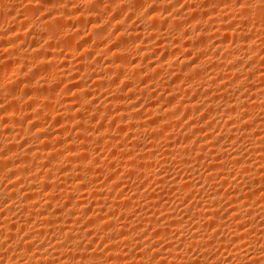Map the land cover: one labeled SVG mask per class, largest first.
Here are the masks:
<instances>
[{
  "label": "rangeland",
  "instance_id": "374dc122",
  "mask_svg": "<svg viewBox=\"0 0 264 264\" xmlns=\"http://www.w3.org/2000/svg\"><path fill=\"white\" fill-rule=\"evenodd\" d=\"M0 1H1L0 2V28H1L0 29V44H5L3 46L0 45V53H1L0 54V63H1L0 64V67H1L0 70H2L0 73V94L2 95V96H0V99H1L0 100V115H1L0 116V139L4 138V136H6L9 131H11V135H14L15 136L14 138L16 140V141H14L15 143H13L12 146L15 149H17L18 151H21V149L23 150V149H26L28 147L29 148L30 147L31 148L37 147V146H40L41 143H43V142L46 143V141H41L42 139L44 140L46 138L48 141L47 142L48 143L47 144L48 145L47 150H49V152L48 151L47 152L48 153L51 152L50 156L53 155V158H54L53 159L51 157L53 159V160H51L50 157L47 156V158L43 157V158L39 159V161L36 160V162H35L34 160H30V159L24 160L21 157V159L23 160L22 161L20 159V157L14 155V154H16L15 153L16 150L14 148L8 147V150H5L7 147H0V151H1L0 153L1 154L3 153V155H4V152L6 153V151L10 152L8 154L13 153V154H11L12 163H15V165H14L15 167L17 166L16 164H18L21 166V169L24 170V168H25L24 173L20 174V175L25 176L29 180L31 179V182L35 181L34 182L35 184H33V186H35V187H33V189L34 188L36 189V190L35 189L31 190L32 193L31 192L30 193H31L32 197H27L28 199L26 197L23 198L24 197L23 194L26 191L29 192L28 190H25V187L27 186V182L24 181L23 177L20 176L19 174H18L19 178H16L17 177L16 175L12 176L11 177L12 179H10L8 177L6 178L5 176L2 177L3 175H5V174H3V172L6 173L5 171L8 168L5 167L4 169H2V170H5L3 172H2V170H0V190H2L4 188L8 192L10 190V188L12 189V186H13L12 183H13V184H15L14 188L20 189V191H22L21 194L23 195V197L21 194H20V196L17 195L13 199H10V198L6 199L5 197H4V199L3 198L0 199V223H1L0 227L1 226L9 227V225L13 222L10 225V231L9 232L2 231L3 233H0L1 234L0 235V243H2V244H0V246H1L0 248L3 247L2 249H0V251H1L0 252V262H1L0 264H20L22 262H27L28 261L27 257L33 256V255H35L34 258H32L33 261L31 260L28 264H32V263L37 264V262L35 260H37L42 255H43V258L39 259V261H41V262H38V264L45 263V261L44 262L42 261L43 259H45L47 257V255H46L47 253L45 254V252H47V250H48V252L53 250L52 248L55 247L54 244H56L57 246L61 244L60 245L61 246L60 251L57 252V254H55V257L57 255L56 259L59 261H55L56 259L54 258L55 260H51L52 262H50V264H53V263L54 264L55 263L56 264H63V263L64 264H75V263L79 264V262H81L80 264H85V262H86V264H97V263L98 264H104V263L110 264V262L112 261V259H111L112 257H114V260H116L117 257L118 258L120 257V256H118L119 253L120 254L122 253L121 256H123V258H124V259H122V257H121V259L123 260L121 262L126 263V260H127L126 264H133V263L134 264H149V263L150 264H175V263L184 264V262H185V264H217L218 261L220 262V263L218 262V264H221V263L226 264V262H227V264H242L243 262H244L243 264H246L245 262L247 260L243 259V257H239L237 254H239V253L245 254V250L247 249L250 253L248 251L246 253H248V257H250V255L252 256V254H254V253L259 254V252H261V249L264 250V239H263V237H264V218H262V217H264L263 216V214H264V199L261 200V198L257 197V196L262 197V196H260L261 194L258 192H260L259 191L260 188H262L264 185V182L261 179L264 174L262 175V171L256 172L254 169H250V171L244 173L243 169H239L241 164L238 166L237 165L235 166L234 162H233V160L237 161V159H238L239 161L241 160V162H243V161L247 162L248 161V163H252V164L254 163L255 164V162H253V161H257L255 158H258L259 156H261V154L263 155V153H264V150H263V148H264V143H263L264 142V125L258 126V123L264 124V112H263L264 111L263 110L264 93H261V92H264V80L262 78V76L264 75V72H263L262 76L259 75L261 78L260 77L258 78L256 72H254V70H256L257 68H261L262 66L264 69V60H263L264 59V43H263L264 42V37H263L264 36V8L263 7L264 6L260 9H258L259 11H257V8H259L258 3H257L258 0H234L236 2H233V0L232 1L229 0L230 1L229 4L227 3L228 0H221L220 2L218 0H157V1L156 0H143V1L142 0H113L115 2H113L112 5H110V6L108 5L109 4L108 0H90L89 3H88V1L87 2H85V1L81 2V0H74V1L73 0H67V1L64 0L66 2H64L63 0H52V1L51 0H0ZM25 1L26 2L28 1L27 2L28 4ZM31 1H33V2H31ZM132 1L134 2V5L132 4ZM241 1L242 2L246 1L245 3H247V6L249 8L247 6L246 7H247V10H249V11L246 10V12H243L244 13L243 15H242V13H240L241 15L237 14L238 16H236L235 13H238L236 10H238L237 9L238 5L240 3H242ZM253 1H256V2H253ZM121 2H122V4H121ZM141 2H142V4H141ZM159 2H161V3H159ZM35 3H36V9H35ZM62 3L65 5V8H68L67 10L63 9L64 6H63V8L61 7V5H63ZM65 3H68L69 7H66ZM84 3H86V4L88 3L89 5L87 4V6H89V7H87L86 4H84ZM231 3H233V4L231 5ZM248 3H249V5H248ZM253 3H257V4H253ZM234 4L235 5L238 4V5L236 7L235 6L233 7ZM92 5H95L96 8L92 7ZM229 5L231 8L229 7ZM253 5H257V6L255 7ZM28 6H30L31 8L32 7H34V8L31 9ZM97 6H99V7H97ZM121 6L123 8H121ZM124 6L126 7V10H125ZM139 6H141V7H139ZM158 6H159V8H158ZM165 6H166V9H165ZM167 6L169 7V10L167 9ZM39 7H40V9H39ZM57 7H60V9ZM28 8H30V12H29ZM87 8L89 10H87ZM94 9H96V11ZM158 9H159V11H158ZM61 10H65L66 12L68 10H71L72 14L69 16L70 18L68 17V19L67 18L64 19V20H67L68 23L62 19L63 21L60 20V22H59V23L62 22L61 24H59L58 22L56 23L57 27L55 26V24H54L55 27L53 26L54 28H52V27L47 28L46 27L47 28L46 29V28H44L45 25L43 27L41 26V24H42L41 21L43 19H46L47 17H53L54 15L57 16L56 15L57 13H59V12L62 13ZM91 10L94 13H91L90 12ZM149 10H156L158 12H160V10H161V16L162 17L160 18V20L151 21V19H149L148 14L145 13V12H148ZM167 10H168V12H167ZM72 11H74V12H72ZM256 11H257V13H256ZM52 12L56 13V14H53ZM66 12H65V14L70 13L69 11L67 13ZM85 12H89V13L86 14ZM133 12H135V13H133ZM163 12H165V13H163ZM189 12H190V15H189ZM90 13L92 15L91 16L92 18H89V20L91 22L89 20H88L89 21L88 22L85 19L79 20V18H77V17H79L78 15H81V14L82 15H85V14L89 15ZM230 13L231 14L233 13V14L231 15ZM25 14H26V16H25ZM50 14H51V16H50ZM129 14H130V16H129ZM132 14H133V16H131ZM194 14H197L200 18H202L198 24L196 23V28H195L196 32H194V27L191 25L192 23H189L187 21V19H190L191 15L193 16ZM45 15H48V16L46 17ZM164 15L166 17V20L164 18ZM250 15L252 18H250ZM217 16L218 17L221 16L219 19L223 18L222 23H221V21H220V23H219V21H217V22L213 21V20H215V17L217 18ZM225 16H226V18L224 19ZM257 16L259 18H257ZM173 17L176 18V20H174ZM208 17H209V19H207ZM243 17H245V18H243ZM93 18H95L96 21H94ZM238 18L239 19L243 18L244 20L243 19L238 20ZM74 19H76L77 22ZM118 19L119 20L121 19V21L123 20L125 22L124 23L122 21V24H120L121 26H118L119 29L115 24L116 20H118ZM172 19L174 20L173 21L174 24L172 22ZM210 19H212V20H210ZM233 19L236 20L235 21L236 24L232 23L234 21ZM246 20L249 23L246 22ZM79 21H81V22H79ZM239 21L241 24L239 23ZM175 22L176 23L178 22V24H175ZM94 23H96V24H94ZM168 24H170V25H168ZM242 24H244V25H242ZM175 25H178L177 28L181 29V31H178L177 28L174 29ZM222 25H224V27H226L230 30L242 32V35L245 38L247 37V39H248V41L246 42L247 45H245L246 48L250 46V42H252L251 45L254 48L250 47L249 48V50L251 49L250 51L247 50L248 48L246 49L245 47H244L245 51L243 48L241 49L237 45V42L235 40H233V38H231L230 36H225V34L223 33L224 29L221 30L219 28V26H222ZM109 26H110V28H109ZM135 27L138 29H136ZM239 27H241V28H239ZM20 28H21V30H20ZM199 29H202V30L205 29L207 31L206 32L207 38L205 37V39L203 40V42L201 44H198V43H200L202 40H199L196 38V33ZM135 31H136V34L138 33L137 31L141 32L140 34H142V35H139L141 37H139L138 35L134 36ZM100 32H102V33H100ZM177 32H179L180 34L182 32V34H181L182 36L179 33L177 34ZM96 33H98L99 35H97ZM151 33H152V35H151ZM91 34H92V36H91ZM117 34H118V37H117ZM48 36L50 38H51V36H52V38L54 37L53 39L51 38L52 43L51 42L48 43L47 40L50 41V38ZM90 36H91V38H89ZM163 36H165V37L167 36V37L165 38ZM136 37H139V38H136ZM15 38H17V39H15ZM115 38H117V39H115ZM149 38H151L152 40ZM102 39H103V41H102ZM160 39H162V40H160ZM175 39H177V40H175ZM53 40L55 42H53ZM118 40H119V42H118ZM167 40H169V41H167ZM220 40L223 43L220 42ZM123 41H124V43H123ZM90 42H91V44H90ZM116 42H118V43L115 44ZM176 43H177V45L181 43V44H183V46H186V47H190L194 44L195 45L198 44L196 46L199 49L198 50L199 54L193 55L191 53V54H188L186 56H183V52L181 50L182 48H180V50H181L180 51L179 49H177V47L179 45L174 46V44H176ZM215 43L217 45H218V43H220V44L222 43V46L220 48L216 49ZM44 44L46 47H44ZM67 44H70V45H67ZM149 44H150V48L148 47ZM66 45L69 47H67ZM211 45L213 48L211 47ZM39 46H40V48H39ZM48 46H50V47H48ZM26 48H28V49L26 50ZM36 48H38L39 50ZM44 48H47V49H44ZM84 48H87L88 50H85ZM118 48L120 50L121 49H123V50L121 51L122 53H119L120 56L117 55L118 57L116 59V56H115L116 54H114V52ZM140 48H142V49L140 50ZM183 48H185V47H183ZM33 49H36V51L38 50V54L40 56L37 53L33 54L32 53ZM91 49L93 50V52ZM114 49H115V51H114ZM136 49L139 51H137ZM230 49L232 50L233 53H234V51L236 52V56H238V53H239V55H241L242 58H240V56H239L238 60L234 59L237 63L240 61L239 62L240 64L238 63V65H237V63L232 59V57L231 58L228 57V58L232 59L233 63H232V61L228 62L229 59L226 58L225 56H228V54H226V52L227 53L231 52ZM236 50H239V51H236ZM55 51H56V53H55ZM168 51H169V54H168ZM29 52L32 53L31 56H33V55L35 56V54H36V56H39V57H32L31 58V57H29V54H30ZM61 52H62V54H61ZM150 52H152V53H150ZM171 52L173 55L171 54ZM259 52H262V53H259ZM14 53H15V56H14ZM26 53H28L27 56L29 58H27V61L25 60L23 63L19 58H21L20 55L25 54V56H26ZM84 53H85V55H84ZM44 54L47 55V58L45 57ZM223 54H226V55L223 56ZM42 55H44V56H42ZM120 57H121V59H120ZM148 57H149V59H148ZM221 57L222 58L225 57L223 59H225V60L228 59V60L225 61ZM249 57H251V59H249ZM13 58L15 59V61L13 60ZM17 58H18V60H17ZM252 58L253 59L255 58L254 59L255 61L256 60L257 61L259 60V62L262 61L261 63H259L262 65H260V67H258L259 64H257V62H255V61H254L255 62V64H254L252 61L253 60ZM42 59H44L45 61L43 60L44 61L43 62ZM112 59H114V60H112ZM118 59L125 66V67H122L123 70L122 69H119L120 71L117 69L110 70L111 69L110 67H112V64L118 62ZM182 61H184L185 64L181 63ZM186 61L187 62L189 61L190 63H191V61H194V64L199 66L198 72L201 74V78L199 77L200 78L199 79L197 77L198 83L195 81L196 78L194 81H193L194 78L192 80H190V83H189V81L186 82L188 79L186 77H183L182 75H180L181 73L184 72L183 70H184L185 65L187 63ZM222 61L223 62L225 61L224 63L227 62L226 63L227 66L231 65V64L235 65V66L232 65V67L235 68L236 71L234 69L229 70L230 66H229V68L225 67V64ZM250 61L252 62L251 67L249 65V63H251ZM3 63L6 64L5 66L13 64L12 68H15V69L9 70L7 68L8 70L7 69L3 70L4 69V68L2 69V66L4 67ZM130 63H132V64H130ZM16 64H18L19 66ZM182 64H184V66H182ZM192 64H193V62H192ZM202 64H203V66H202ZM221 64H223L224 67H220V66H222ZM255 65H258V66L255 67ZM72 66H73V68L74 67L75 68L73 69ZM76 66H77V68H76ZM133 66H136L137 70L140 71V75L138 74L139 77L137 75H135L130 69H128V68L132 69ZM181 67H183V68H181ZM108 68H110V69H108ZM176 68H178V69H176ZM219 68H221V69H219ZM223 68H226V71ZM241 68H243V70H245V72L242 71ZM245 68H247V70L249 68H250L249 70H253V71H250V72H252L251 75H253L252 78L255 76L253 79L251 77L249 78V76L246 75L248 72L246 71ZM61 69H63V70H61ZM64 69L69 70V71L67 72ZM77 69H78L79 73L77 72ZM86 69H87V71H86ZM113 70L115 72H113ZM217 70H218V73H217ZM219 71H220V74L222 73L221 75L227 74L230 76L233 75V77L228 76L229 78L227 77L226 79H223L224 82H222L223 80L221 78L219 80V82H216L217 87H215L216 84L215 83L212 84V82L209 83L208 82L209 80L206 78L207 77L210 78V76L212 77V75H213V77H215L214 75H219ZM168 72H170V74H167ZM215 72L217 74H215ZM206 73L208 74V76ZM234 73H235V75H234ZM147 75H148L149 79L146 78ZM179 75L181 77H177ZM227 75H225V76H227ZM237 75H240V77H238ZM242 75H244V76L246 75L245 76L246 79ZM225 76H222V77L225 78ZM235 76H237L238 78H241V76H242V80L244 79L245 81H242L241 79H238V78L235 79ZM24 77H25V79H24ZM101 77H102V84L97 85L95 83V81L98 79H101ZM247 77L249 78V80ZM53 78H55V79H53ZM177 78H180V79H177ZM185 78L187 80H185V83H184ZM204 78L208 81H206ZM227 79H229V80H227ZM231 79L232 80L234 79L233 82ZM260 79H261V81H260ZM52 80H54V81H52ZM179 80L181 81V84H179L180 83ZM238 80H240L241 82H239ZM246 80H248L249 82ZM174 81H176V82H174ZM226 81L227 82L229 81V83L225 84ZM139 82H140V84H139ZM230 82L232 84L234 82H236L233 85H236V87L240 86L242 88H238L239 89L238 90L235 86L232 87V84ZM242 82H244V83H242ZM24 83H30L32 85L31 89L34 88L33 90L30 89V91H28V93L24 91V93H26L27 95L22 92L23 91L22 90V84H24ZM45 83L46 84L48 83V84L46 85ZM219 83H220V85L223 84L224 86H222V88H218V87H221V86H219ZM249 83H251V84H249ZM95 84H96V86H95ZM127 84H128V86H126ZM209 84L210 85L212 84L214 87L208 86ZM254 84L256 86H258L259 89ZM44 85L47 86L48 88L45 87ZM177 85H182V86L179 87ZM245 85H247V86H245ZM248 85H250V86L254 85L253 87H251L254 89L249 88ZM109 86H110V88H109ZM167 86H170L171 88L167 87ZM188 86H190V87L192 86L191 88L189 87L190 92H189V90H187V91L184 90ZM113 87L115 90H113ZM178 87H179L180 91L178 90ZM183 87H185V88H183ZM226 87L228 90H225ZM44 88H46V89H44ZM87 88H88V92L86 93V95H85V93H84V95H81L80 91H79V94L77 92H75V90H77V89H80V90L86 89L87 90ZM143 88H145V89H143ZM154 88H155V90H154ZM181 89H183L184 92L181 91ZM191 89L192 90L195 89L194 92H192ZM222 89H223V92H222ZM229 89L230 90L232 89V90L230 91ZM35 90H36V92H35ZM141 90H143L144 93L141 92ZM218 90L221 94L218 92ZM233 90H237L236 91L237 94H236V92L234 93ZM250 90L253 92H251ZM177 91H178V93H177ZM228 91L230 94L231 93L232 94L231 95L228 94ZM254 91L258 92V93L260 92L259 94H257L258 95L257 97H256V94L254 95L257 98L256 100H255L254 96L251 95V93L253 94ZM74 92H75V94H74ZM151 92H153V93H151ZM6 93H8V94H6ZM35 93H36V95H35ZM41 93H45V94L43 95ZM54 93H56V94L54 95ZM150 93H151V95H150ZM169 93L172 95H170ZM223 93H225V95H229V96L224 95V97H225V99H224ZM182 94H184V95H182ZM238 94L241 95L240 96L241 99L246 98L245 95L247 96L248 94L250 97H247L246 99L249 100V98H251V100L249 101V103L251 104V105L249 104L251 109L249 107V109L247 108V110H245V113L246 112L248 113V114L246 113V117H248L247 119H250L249 121L253 120V122L252 121L250 122L251 124H249V126L254 125V127L251 126L249 128V130L246 128L244 129L243 124L245 125V123L240 121V120H243V118H237V117L241 116L240 113L241 114L244 113L241 111V110H243L242 108L241 109L239 108V110L237 109L238 111L234 110V111L230 112L232 114H230L228 112L226 113V111H228V109H229L228 108V106L230 105L229 102L231 101L230 103L232 105L236 101V99L239 98ZM214 95H215V98H214ZM233 95H235L236 97H234ZM23 96H24V98H23ZM46 96H47L48 101L45 98ZM77 96H78V98H77ZM178 96H180V97L178 98ZM251 96H253V97H251ZM42 97L44 98V100ZM171 97H173V100H171ZM231 97H233V99H231ZM110 98H111V100H110ZM119 99H121V100H119ZM152 99H153V101H152ZM202 99H204V100H202ZM6 100H7V102H6ZM8 100H9V102H8ZM177 100L178 101L179 100H181V101L185 100L184 102H189V100H190L191 103L192 102L194 103V106H195V104L198 106V107L197 106L195 107L197 109L196 112L197 111L198 112L195 113V111H191L190 112L191 116H190V113L186 114L189 111H186L183 109L184 112H182L183 107H181L180 109L182 111L180 109H178L177 110L178 114H177V112H175V114L181 118L179 119L175 114H173L175 116H173L171 119H169V121H168L169 124H167V126L168 125H170V126H168V127L166 126L167 128L161 127L162 128L161 129L158 122L155 123L156 119L158 120L159 118H161L162 114H164V112H165L164 110L168 107L167 103L168 104H169V102L174 103ZM224 100H226V101H224ZM206 101H207V103H206ZM252 101H256L255 104H254V102L252 103ZM257 101L259 104H257ZM43 102H44V104H43ZM261 102H262V104H261ZM45 103H47V104H45ZM224 103L226 106H222V105H224ZM7 104L9 105V107ZM71 104H73V105H71ZM252 104L255 106V108H254V106L252 107ZM14 105H15V107H14ZM62 105H64V106H62ZM74 105H75V107L72 108L71 109L72 111H71L69 108H71V106H74ZM258 105L261 109L258 107ZM115 106H117V107H115ZM121 106H123V109H124V107L126 109L123 110L122 108H120ZM256 106H257V108H256ZM11 107L12 108L14 107V109L16 111L12 110ZM47 107H48V109H47ZM65 107L70 112H68ZM76 107L79 108L78 111L74 110ZM92 107H93V109H92ZM64 108H65V111L63 110ZM160 108H161V110H160ZM39 109H41V110H39ZM95 109L98 111L100 110V111L99 112L95 111ZM109 109L111 110V112ZM115 109H117V110H115ZM46 110H48V111H46ZM215 110H217V111H215ZM261 110H262V112H261ZM53 111L55 113L56 112L57 113L55 114ZM59 111L61 112V114L62 113L63 114L61 115ZM84 111H85V113H84ZM112 111H113V113H112ZM218 111H220V112H218ZM81 112H83V113H81ZM6 113H10V114L14 113V116L13 115H11V116L8 115V117L3 116V115H6ZM36 113H38V114H36ZM74 113H76V114H74ZM226 114H228V115H226ZM71 115L73 117L72 120H71V118H72ZM140 115H142V116H140ZM157 115L159 118L156 117ZM2 116H3V118H2ZM36 116L37 117L39 116V118H38L39 121L37 120L36 123L38 125L40 124L39 126H41V129H42V132L39 134L41 136L43 133L45 135V137H43L44 135L42 137L36 136L39 134L37 132H35L36 127L32 126L33 125L32 123L35 121H33L31 123L28 122V121L34 120V118H32V117H35V119H37ZM54 116H56V117H54ZM58 116H59V118H58ZM69 116L71 118H68ZM230 116H232V117H230ZM60 117H62V118H60ZM56 118H57V120H56ZM7 119H9V120H7ZM144 119H145V121H144ZM152 119H153V121H152ZM173 119H175L176 123L174 122ZM237 119L239 122L237 121ZM141 120H143V121H141ZM170 120H172V122H174L175 125L173 123H171ZM176 120H178V121H176ZM231 120H233V121H231ZM255 120H257V121L255 122ZM179 121H181V122H179ZM13 122H15V123H13ZM135 122H137V123H135ZM140 122H142V123H140ZM79 123H81L83 126ZM177 123H178V125H177ZM226 123H227V125H226ZM255 123H256V125H255ZM78 124H79V126H78ZM69 125H71V126H69ZM119 125H121V127ZM195 125H196V128L198 127L197 129L199 131L196 130V128L194 127ZM12 126H13V128H12ZM19 126L20 127L22 126L21 129H23V130L22 131L20 130L21 132L18 130L19 128H17ZM62 126H64V127H62ZM201 126H204L207 128H204ZM194 128H195L196 132H194L193 130H189V129H194ZM240 128H241V130H240ZM45 129L48 130L47 133H46ZM156 130L158 131V133ZM243 130H245V133ZM83 131H86V132L83 133ZM247 132H249V133H247ZM1 133H3V134H1ZM81 133H83V134H81ZM88 133H90V134H88ZM97 133H98V135H97ZM233 133H234V135H233ZM226 135H227L228 139H231V137H234V139L228 140L226 138ZM228 135H229V137H228ZM27 136H29V137H27ZM161 136H162V139H161ZM218 136H221V137H218ZM37 137H39L40 140ZM69 137H71V138H69ZM83 137H87V139L85 140V138H83ZM137 137H138V139H137ZM186 137L188 138V140H186L187 139ZM204 138H207V139H204ZM219 138H220V140H219ZM54 139H55V142H54ZM141 139H142V141H140ZM189 139H191V141ZM239 139H240V141H239ZM83 140H85V141H83ZM233 140H235V141H233ZM258 140H260V142ZM261 140H262V142H261ZM95 141H98V142H95ZM186 141H188V142H186ZM254 141H257V142L255 143ZM251 142H252V144H251ZM31 143L33 145H31ZM108 143H109V145L107 146L106 144H108ZM172 143H174V144L177 143V145H175L176 148L173 147L174 144H172ZM213 144L217 145L216 147L218 148V151H217V148L214 147ZM234 144H235V146H234ZM252 145L253 146L255 145L256 149H261V148H257V147L263 146L261 149V150H263V152H261V154H260L259 151L257 150L254 153L253 152L249 153L250 151H247V150H249V149L251 150L250 147H252ZM83 146H84V148H82ZM106 146L108 148H106ZM221 146H222V150L220 148ZM213 147L216 149L214 150ZM197 148H201V149H199L200 153H201L199 156L201 158L198 156V159H197L196 154H195L196 152L199 151ZM187 149H188V151H187ZM54 150H56V151L58 150L59 152H53ZM169 150H170V152H169ZM183 150L187 151L188 154L190 152L191 153L193 152V153L189 154L192 156H189V159H187L188 160L187 163L184 165H181V162H180L181 161V159H180L181 155L180 154ZM232 150L233 151L235 150L237 152H235V151L233 152ZM128 151H130V152H128ZM177 151H179L180 154H178ZM146 152L148 153V155ZM52 153H55V154H52ZM221 153H222V155L225 153L226 156H225V154H224V156H221ZM229 153H230V155H228ZM258 153H259V155H258ZM72 154H73V157H75V158L73 159V157H72L70 160L69 158L72 156ZM123 154L125 157L123 156ZM56 155L59 157H57ZM68 155H71V156L66 158ZM134 155L136 158L134 157ZM231 155L235 156V158L231 159L230 158ZM60 156H61V158L62 157L63 158L61 159ZM142 156H143L144 160H142L143 159ZM77 157L80 159H77ZM48 158L50 160H48ZM58 158H60V159H58ZM176 158H178V159H176ZM190 158H191V160H190ZM56 159L58 160V162H56V165H60V166L54 167V169L52 170L51 178H49L48 182H46V185H44V183L46 181V178H45L46 176L44 174L46 171V170H44L46 168V166L44 163L49 162L48 164H51L50 162L54 161V160L56 161ZM173 159H176V160H173ZM45 160H48V161L45 162ZM133 160H134V162H133ZM71 161H72V163H71ZM143 161H145V162H143ZM189 161H190V163H189ZM230 161H232V162H230ZM139 162H142L144 164H142V163L139 164ZM146 162H148V163L146 164ZM209 162H210V164H207ZM221 162L223 163L222 167H220ZM33 163H35V164L33 165ZM149 163H150V165H149ZM211 163H212V165H211ZM224 163H226V164H224ZM28 164H29V166H28ZM48 164H47V166H48ZM127 164H128V166H127ZM148 165L150 167H148ZM166 165L168 168L166 167ZM41 166L43 168H41ZM61 166L65 170L60 168ZM73 166H74V168H73ZM170 166H171V168H170ZM183 166H185V167L188 166L189 168L187 167L188 169H186ZM212 167H214V168H212ZM68 169H70V170H68ZM144 169L146 172L143 171ZM41 170H43V172ZM66 170H68L67 171L68 173L66 175H69V176H66L65 180H62V179H64V176H65L64 173H66L65 172ZM76 170H79V172H81V174L79 175L78 171H77L78 174L74 173V172H76ZM240 170H242V171H240ZM252 170H253V172H252ZM258 170H260V169H258ZM127 171H128V173H127ZM33 172H35V173H33ZM70 172H72V173L70 174ZM140 172H142L143 175L142 174L140 175ZM251 172L253 174H251ZM248 174L251 176V177H249V180L247 177ZM31 175H33V176H31ZM41 175H44L45 177L41 176ZM62 175H64V176L62 177ZM77 175H79V176H77ZM205 175H207V177H209L210 179L207 178ZM245 175H247V176H245ZM252 175L254 176V180L251 179V178H253ZM30 176L33 177V180H32V178H30ZM72 176H76V177H72ZM172 176L175 178H173ZM203 176H205V177L203 178ZM244 176H245V178L247 177L246 178L247 180L244 179ZM34 177H35V179H34ZM160 177H161V179H160ZM13 179H14V181L12 182ZM91 179H93V181ZM161 180L163 183L160 182ZM170 180H175L176 182H180L183 180L182 182L185 181L184 183H186L188 185L193 184V186H187L188 188L184 187L183 189L181 187L180 188L173 187V189H171V186H170L171 184L168 183V182H171ZM207 180H209V181H207ZM260 180H261V182H260ZM157 182H159V183H157ZM40 183L42 186L40 185ZM110 183L113 185L115 184V185L113 186ZM215 183H216V185H214ZM248 183H250L251 185ZM78 185H80V186H78ZM5 186L8 188H6ZM69 187L72 189H70ZM163 187H164V189H161ZM174 188H176V190H174ZM255 189H257L258 192ZM78 190H80V191H78ZM180 190H182V191H180ZM183 190H186V191H183ZM190 190H193V191H190ZM33 191H35L34 192V195H36L35 197H33V195H32ZM68 191H70V192H68ZM163 191H164V193H163ZM66 192L69 194H66ZM159 192H161L162 194H159ZM188 192H190V193H188ZM185 193H187L188 196ZM251 193H252L253 197L251 196L252 198H251V200L249 199L250 200L249 202H251L253 204H249L248 207H246L248 210H251L250 208H252V210L254 209L253 211H255V212H252V210H251V212H252L251 216L246 218V216L243 215L245 207L241 208V209L239 208L240 210L237 208V211L239 210L238 212H236V211L233 213H230L232 211L228 212L229 208L231 209V208H233V205H235L234 203H232L233 201L238 200L237 204L243 203L244 201L247 200L248 194H251ZM132 194L136 198H134V196ZM213 195H215L216 197ZM45 196H47L49 199L50 198L51 199L49 200ZM66 196H67V198H66ZM72 196H74V197H72ZM211 196L216 198V199H214L216 201L215 202L216 204H214V202H210L211 200L208 202V200L210 199ZM224 196H226V197H224ZM208 197H209V199H208ZM35 198H36V200H35ZM45 198H46V200H45ZM80 199H81V201H80ZM179 199H181V201H179ZM112 200H114V201H112ZM67 201H70V202H67ZM13 202L15 203V205ZM150 202H151V205H150ZM23 203H25V204H23ZM202 203H204V205ZM211 203H213L214 206H212ZM4 204H6V205H4ZM7 204H8V207H7ZM54 204H56V205L54 206ZM125 204H126V206H125ZM180 204L183 206L179 207ZM209 204L211 205L210 206L211 208H209V206H208ZM44 205H46V207ZM132 205H135V206H132ZM198 205H200V207H198ZM9 206H11V207H9ZM249 206H250V208H249ZM73 207H75V208H73ZM127 207H129V208H127ZM257 208H259V209H257ZM9 209H11V210H9ZM159 209H161V210H159ZM188 209H189V211H188ZM209 209H211V211H213V214H215L214 217H215L216 222L213 221L214 224L208 223L209 221H206L205 219H207V218H204V216L201 217V215L205 214V212ZM68 210H70V211H68ZM259 210H261L262 213L261 212L257 213ZM30 211H33V212H30ZM211 211L209 210L208 212L212 213ZM253 213H255V214H253ZM31 214H33L34 216ZM141 214H142V216H141ZM260 214L262 216H260ZM254 215H257L259 217L254 216ZM43 216H45V217L48 216L49 221L46 224L42 225L41 224L42 223L41 217H43ZM73 216H74V218H72ZM171 216H175L178 219H181L180 220L181 223L179 220L177 221L178 225L172 223L173 220H172ZM30 217H32V218H30ZM252 217H254V218H252ZM55 218H56V220H55ZM138 218H140V219H138ZM249 220H250V222H248ZM104 221H106V222H104ZM23 222H25L24 224H27V226H26L27 228L19 229L22 227L21 225L23 224ZM125 222H126V225L123 227V223H125ZM170 222L172 223L171 224L172 226L169 224ZM187 222H189V223L187 224ZM204 223H206V224H204ZM57 224H60L62 226L64 225L65 227H63V230L58 229ZM66 224L67 225L69 224L68 227ZM80 224H82V225H80ZM40 225L45 227L41 233L38 232V234H37V233L31 232L33 230V227H37V226L40 227ZM149 225L151 228L149 227ZM11 226H13V228ZM71 226H74V228H76V229L74 230V228H71ZM100 226H101V228H100ZM7 227H5V228H7ZM131 227H132V230H131ZM15 228H17V229H15ZM28 228L29 229L31 228L32 230H29ZM114 228H115V230H114ZM164 228L166 231H163ZM101 229L102 230L104 229V230L101 233H99L101 231ZM90 230H91V232H90ZM259 230H261V232H259ZM22 232H23V234H22ZM29 232H31L33 236L32 235L30 236ZM145 232H146V234H145ZM165 232L167 233L168 236H166ZM202 232L204 234L200 235ZM257 232H259L258 235H257ZM140 233H141V235H140ZM239 233L243 234V236L239 235ZM244 233H245V235H244ZM7 234L8 235L10 234V235L8 236ZM109 234H110V236H109ZM203 235H206V236L204 237ZM21 236H22V238H20ZM77 236H79V237H77ZM194 236H197V237L203 236L205 239L208 236V239H206V240H210V241H208V243L209 242L210 243L208 245L206 244V245L201 246L202 248L199 246L200 244L199 245L197 244V246L195 245V247H193V244L190 243L191 242L190 239H193ZM240 236H242L243 238L241 239ZM254 236L258 237V240H254L255 239ZM67 237L68 238L70 237L69 240H67L68 239ZM103 237H105L106 239ZM233 237H234V239L235 238L236 239L240 238V239L234 240ZM163 238H164V240H163ZM70 239H72V240H70ZM157 239H159V240H157ZM65 241H66V243H65ZM71 241H72V243H71ZM137 241H138L137 244H139V242H141V243L139 245H137L136 244ZM225 241H226V243H225ZM109 242H111V243H109ZM57 243H59V244H57ZM254 243H256V244L253 245ZM46 244H48V245H46ZM111 244H113V245H111ZM188 244H189V246H188ZM221 244H222V246H221ZM70 245H72V246H70ZM110 245H111V247H110ZM20 246H22V247L25 246L24 247L25 252L22 249L23 250L22 255H21V252L19 253L20 255L18 254V252L20 250H18L17 247H20ZM151 246H153V247H151ZM26 247H28L29 249H27ZM237 247H239V249L242 247L240 249V251L243 250L244 253H243V251L240 252L237 249ZM15 248H16V250H15ZM106 248H108V249H106ZM10 249L12 250V252ZM7 250H9V251H7ZM27 250H30V251L28 252ZM44 250H45V252H44ZM140 250H141V252H140ZM154 250L157 252L156 257L152 256L153 255L152 251H154ZM157 250H159V251H157ZM16 251H18V252L16 253ZM13 252H15V253H13ZM64 252L65 253L67 252V253L64 254ZM236 252H238V253H236ZM1 253L4 255V257H2L3 255L1 256ZM68 253L71 256H69ZM72 253H73V255H72ZM123 253H124V255H123ZM81 255H83L85 257L83 258V257H81ZM234 255H236V256L233 257ZM182 256H184V257H182ZM36 257H38V258H36ZM174 257H176V258L173 259ZM150 258H151V260H150ZM242 259L245 261H243ZM15 260H17V261H15ZM119 260H120V258H119ZM195 260H198V261H195ZM225 260H226V262H225ZM53 261H55V262H53ZM171 261H172V263H171ZM112 262H114V261H112ZM130 262H132V263H130ZM119 263H120V261H119ZM45 264H49V263L47 262Z\"/></svg>",
  "mask_w": 264,
  "mask_h": 264
},
{
  "label": "bare ground",
  "instance_id": "6f19581e",
  "mask_svg": "<svg viewBox=\"0 0 264 264\" xmlns=\"http://www.w3.org/2000/svg\"><path fill=\"white\" fill-rule=\"evenodd\" d=\"M51 1H52V0H51ZM63 1H64V0H63ZM66 1H67V0H66ZM66 1H64V2H66ZM73 1H74V0H73ZM83 1H85V2L88 1V3H89L90 0H81V2H83ZM142 1H143V0H142ZM156 1H157V0H156ZM218 1L220 2L221 0H218ZM231 1H232V0H231ZM0 2H1V1H0ZM25 2H26V1H25ZM27 2H28V1H27ZM27 2H26V3H27ZM31 2H33V1H31ZM53 2H54V1H53ZM57 2H58V1H57ZM60 2H61V1H60ZM79 2H80V1H79ZM95 2H96V1H95ZM113 2H115V1H113V0H110V1H109V0H108V3H109L108 5H109V6L112 5ZM145 2H146V1H145ZM179 2H180V1H179ZM229 2H230V1L228 0L227 3L229 4ZM233 2H236V1L233 0ZM238 2H239V1H238ZM241 2H242V1H241ZM245 2H246V1H245ZM245 2H242V3H240V4L238 3L239 5L237 4V5H238V8H237L238 10H236V11H237L238 13H235L236 16L241 15L240 13H242V15H243V14H244L243 12H246L248 6H247V3H245ZM253 2H256V1H253ZM68 3H69V2H68ZM68 3H65V4H66V7H69V6H68ZM76 3H77V2H76ZM88 3H87V4H88ZM106 3H107V2H106ZM146 3H147V2H146ZM149 3H150V2H149ZM156 3H157V2H156ZM159 3H161V2H159ZM209 3H210V2H209ZM250 3H251V2H250ZM257 3H258V7H259V8H257V11H259L258 9H260V8H262V7L264 6V1H263V0H258ZM257 3H253V4H257ZM27 4H28V3H27ZM32 4H33V3H32ZM40 4H41V3H40ZM44 4H45V3H44ZM55 4H56V3H55ZM55 4H54V5H55ZM60 4H61V3H60ZM62 4H63V3H62ZM72 4H73V3H72ZM81 4H82V3H81ZM84 4H86V3H84ZM87 4H86V6H87ZM91 4H92V3H91ZM114 4H115V3H114ZM121 4H122V2H121ZM132 4L134 5V2H133V1H132ZM141 4H142V2H141ZM150 4H151V3H150ZM154 4H155V3H154ZM218 4H219V3H218ZM232 4H233V3H231V5H232ZM54 5H53V6H54ZM88 5H89V4H88ZM108 5H107V6H108ZM124 5H125V4H124ZM127 5H128V4H127ZM135 5H136V4H135ZM169 5H170V4H169ZM219 5H220V4H219ZM222 5H223V4H222ZM237 5L234 4L233 7H234V6L236 7ZM248 5H249V3H248ZM31 6H32V5H31ZM33 6H34V5H33ZM63 6H64V8H63ZM76 6H77V5H76ZM84 6H85V5H84ZM170 6H171V5H170ZM184 6H185V5H184ZM246 6H247V7H246ZM253 6L256 7L257 5H253ZM28 7H30V6H28ZM61 7H62L63 9H66V10L68 9V8H65V5H64V4L61 5ZM87 7H89V6H87ZM92 7L96 8L95 5H92ZM97 7H99V6H97ZM103 7H104V6H103ZM139 7H141V6H139ZM156 7H157V6H156ZM176 7H177V6H176ZM229 7H230V5H229ZM255 7H254V8H255ZM30 8H31V7H30ZM30 8H28L29 12H30ZM32 8H34V7H32ZM32 8H31V9H32ZM37 8H38V7H37ZM53 8H54V7H53ZM57 8L60 9V7H57ZM57 8H56V9H57ZM62 8H61V9H62ZM79 8H80V7H79ZM121 8H123V7L121 6ZM124 8H125V10H126V7H125V6H124ZM154 8H155V7H154ZM158 8H159V6H158ZM230 8H231V7H230ZM248 8H249V7H248ZM252 8H253V7H252ZM263 8H264V7H263ZM35 9H36V3H35ZM39 9H40V7H39ZM92 9H93V8H92ZM135 9H136V8H135ZM165 9H166V6H165ZM167 9L169 10V7H168V6H167ZM234 9H235V8H234ZM49 10H50V9H49ZM53 10H54V9H53ZM75 10H76V9H75ZM87 10H89V9L87 8ZM94 10L96 11V9H94ZM99 10H100V9H99ZM125 10H124V11H125ZM168 10H167V12H168ZM197 10H198V9H197ZM208 10H209V9H208ZM211 10H212V9H211ZM230 10H231V9H230ZM261 10H262V9H261ZM56 11H57V10H56ZM56 11H55V12H56ZM68 11L70 12V13H68V14H65V12H66L65 10H61L62 13L59 12V13H57V14L52 12L53 14H56V15H57V16L54 15L53 17H47L48 15H45L47 18H46V19H43V20L41 21V22H42L41 26L43 27V26L45 25L44 28H46V27H47V28H49V27L54 28V27L57 25L56 23H57V22L59 23L60 20L63 21V20L66 19V18L68 19V17L72 14V13H71V10H68ZM68 11H67V12H68ZM81 11H82V10H81ZM102 11H103V10H102ZM109 11H110V10H109ZM134 11H135V10H134ZM136 11H137V10H136ZM158 11H159V9H158ZM158 11H156V10H149L148 12H145V13L148 14L149 19H151V21H157V20H160V18L162 17V16H161V10H160V12H158ZM233 11H234V10H233ZM233 11H232V12H233ZM247 11H249V10H247ZM250 11H251V10H250ZM257 11H256V13H257ZM25 12H26V11H25ZM57 12H58V11H57ZM63 12H64V13H63ZM67 12H66V13H67ZM72 12H74V11H72ZM90 12H91V13H94L92 10H91ZM140 12H141V11H140ZM85 13L87 14V13H89V12H85ZM91 13H90L89 15H86V14H85L86 16H85V15H82V14H81V15H78L79 17H77V18H79V20H81V19H85V20L88 21L89 18H92V17H91V16H92ZM130 13H131V12H130ZM133 13H135V12H133ZM163 13H165V12H163ZM169 13H170V12H169ZM198 13H199V12H198ZM253 13H254V12H253ZM43 14H44V13H43ZM73 14H74V13H73ZM146 14H145V15H146ZM199 14H200V13H199ZM209 14H210V13H209ZM225 14H226V13H225ZM230 14H231V13H230ZM232 14H233V13H232ZM232 14H231V15H232ZM237 14H238V15H237ZM249 14H250V13H249ZM260 14H261V13H260ZM27 15H28V14H27ZM143 15H144V14H143ZM189 15H190V12H189ZM235 15H234V16H235ZM25 16H26V14H25ZM50 16H51V14H50ZM116 16H117V15H116ZM129 16H130V14H129ZM131 16H133V14H132ZM146 16H147V15H146ZM200 16H201V15H200ZM202 16H203V15H202ZM222 16H223V15H222ZM226 16H227V15H226ZM226 16L224 17V19L226 18ZM134 17H135V16H134ZM220 17H221V16H220ZM220 17H218V16H217V18L215 17V20H213V21H214V22L219 21V23H220V21H221V23H222L223 18L219 19ZM239 17H240V16H239ZM69 18H70V17H69ZM72 18H73V17H72ZM77 18H76V19H77ZM117 18H118V17H117ZM164 18H165V20H166L165 15H164ZM173 18H174V17H173ZM213 18H214V17H213ZM227 18H228V17H227ZM233 18H234V17H233ZM243 18H245V17H243ZM243 18H240V19L238 18V20H242ZM250 18H252L251 15H250ZM257 18H259V17L257 16ZM41 19H42V18H41ZM62 19H63V20H62ZM76 19H74V20H76ZM201 19H202V18H200L197 14H194L193 16L191 15L190 19H187V21H188L189 23H192L191 25L194 27V32H196V30H195V28H196V23L198 24V23L201 21ZM207 19H209V17H208ZM229 19H230V18H229ZM85 20H84V21H85ZM93 20L96 21L95 18H93ZM174 20H176V18H174ZM174 20L172 19V22H173ZM210 20H212V19H210ZM210 20H209V21H210ZM233 20H234V21H233L232 23H235L236 20H235V19H233ZM243 20H244V19H243ZM64 21L67 22V20H64ZM89 21H90V20H89ZM89 21H88V22H89ZM106 21H107V20H106ZM122 21H123V20H122ZM122 21H121V19H120V20H119V19L116 20V22H115L116 26H117V27H118V26H121L120 24H122ZM151 21H150V22H151ZM163 21H164V20H163ZM163 21H162V22H163ZM169 21H170V20H169ZM185 21H186V20H185ZM224 21H225V20H224ZM231 21H232V20H231ZM252 21H253V20H252ZM257 21H258V20H257ZM41 22H40V23H41ZM66 22H65V23H66ZM74 22H75V21H74ZM76 22H77V20H76ZM79 22H81V21H79ZM90 22H91V21H90ZM108 22H109V21H108ZM123 22H124V21H123ZM142 22H143V21H142ZM166 22H167V21H166ZM214 22H213V23H214ZM246 22H248V21L246 20ZM20 23H21V22H20ZM40 23H39V24H40ZM61 23H62V22H61ZM61 23H59V24H61ZM67 23H68V22H67ZM84 23H85V22H84ZM103 23H104V22H103ZM105 23H106V22H105ZM124 23H125V22H124ZM219 23H218V24H219ZM237 23H238V22H237ZM239 23H240V21H239ZM248 23H249V22H248ZM54 24H55V26H54ZM94 24H96V23H94ZM173 24H174V22H173ZM173 24H172V25H173ZM175 24H178V22H177V23L175 22ZM224 24H225V23H224ZM226 24H227V23H226ZM235 24H236V23H235ZM240 24H241V23H240ZM261 24H262V23H261ZM21 25H22V24H21ZM29 25H30V24H29ZM76 25H77V24H76ZM85 25H86V24H85ZM168 25H170V24H168ZM201 25H202V24H201ZM216 25H217V24H216ZM242 25H244V24H242ZM37 26H38V25H37ZM53 26H54V27H53ZM83 26H84V25H83ZM192 26H191V27H192ZM222 26H223V27H222ZM222 26H219V28H220L221 30L224 29V30H223V31H224L223 33L225 34V36H230L231 38H233V40H235V41L237 42V45H238L241 49L243 48L244 51H245V48H246L245 45H247L246 42L248 41L247 37L245 38V37L242 35V32H238V31H235V30H230V29L224 27V25H222ZM229 26H230V25H229ZM229 26H228V27H229ZM32 27H33V26H32ZM56 27H57V26H56ZM89 27H90V26H89ZM172 27H173V26H172ZM177 27H178V25H175L174 29H176ZM179 27H180V26H179ZM199 27H200V26H199ZM37 28H38V27H37ZM47 28H46V29H47ZM92 28H93V27H92ZM104 28H105V27H104ZM109 28H110V26H109ZM135 28H136V27H135ZM158 28H159V27H158ZM239 28H241V27H239ZM262 28H263V27H262ZM0 29H1V28H0ZM35 29H36V28H35ZM69 29H70V28H69ZM118 29H119V27H118ZM136 29H138V28H136ZM152 29H153V28H152ZM172 29H173V28H172ZM177 29H178V28H177ZM217 29H218V28H217ZM20 30H21V28H20ZM32 30H33V29H32ZM134 30H135V29H134ZM143 30H144V29H143ZM211 30H212V29H211ZM221 30H220V31H221ZM2 31H3V30H2ZM49 31H50V30H49ZM96 31H97V30H96ZM104 31H105V30H104ZM178 31H181V29H178ZM19 32H20V31H19ZM34 32H35V31H34ZM38 32H39V31H38ZM43 32H44V31H43ZM55 32H56V31H55ZM55 32H54V33H55ZM62 32H63V31H62ZM124 32H125V31H124ZM137 32H138L139 34H138V33L136 34V31H135V35H134V36H136V35H138V36H139V35H142V34H140L141 32H139V31H137ZM174 32H175V31H174ZM206 32H207V31H206L205 29H204V30L199 29V30L197 31V33H196V38L199 39V40H202V41H201L200 43H198V44H201V43L203 42V40L205 39V37L207 38V36H206V35H207ZM215 32H216V31H215ZM253 32H254V31H253ZM1 33H2V32H1ZM6 33H7V32H6ZM35 33H36V32H35ZM90 33H91V32H90ZM100 33H102V32H100ZM117 33H118V32H117ZM119 33H120V32H119ZM144 33H145V32H144ZM178 33H179V32H177V34H178ZM2 34H3V33H2ZM8 34H9V33H8ZM20 34H21V33H20ZM45 34H46V33H45ZM71 34H72V33H71ZM96 34L99 35L98 33H96ZM124 34H125V33H124ZM132 34H133V33H132ZM159 34H160V33H159ZM161 34H162V33H161ZM179 34H180V33H179ZM181 34H182V32H181ZM181 34H180V35H181ZM218 34H219V33H218ZM22 35H23V34H22ZM53 35H54V34H53ZM151 35H152V33H151ZM214 35H215V34H214ZM254 35H255V34H254ZM79 36H80V35H79ZM87 36H88V35H87ZM91 36H92V34H91ZM91 36H90L89 38H91ZM100 36H101V35H100ZM104 36H105V35H104ZM106 36H107V35H106ZM181 36H182V35H181ZM20 37H21V36H20ZM48 37H49V36H48ZM74 37H75V36H74ZM97 37H98V36H97ZM117 37H118V34H117ZM120 37H121V36H120ZM131 37H132V36H131ZM139 37H141V36H139ZM139 37H136V38H139ZM146 37H147V36H146ZM163 37H165V36H163ZM166 37H167V36H166ZM166 37H165V38H166ZM214 37H215V36H214ZM248 37H249V36H248ZM263 37H264V36H263ZM49 38H50V37H49ZM51 38H52V36H51ZM51 38H50V41L46 39V40L48 41V43H50V42L52 43ZM53 38H54V37H53ZM53 38H52V39H53ZM72 38H73V37H72ZM108 38H109V37H108ZM134 38H135V37H134ZM147 38H148V37H147ZM194 38H195V37H194ZM217 38H218V37H217ZM251 38H252V37H251ZM7 39H8V38H7ZM7 39H6V40H7ZM15 39H17V38H15ZM40 39H41V38H40ZM57 39H58V38H57ZM115 39H117V38H115ZM121 39H122V38H121ZM149 39H151V38H149ZM154 39H155V38H154ZM192 39H193V38H192ZM8 40H9V39H8ZM21 40H22V39H21ZM67 40H68V39H67ZM99 40H100V39H99ZM124 40H125V39H124ZM151 40H152V39H151ZM160 40H162V39H160ZM175 40H177V39H175ZM178 40H179V39H178ZM189 40H190V39H189ZM57 41H58V40H57ZM102 41H103V39H102ZM134 41H135V40H134ZM165 41H166V40H165ZM167 41H169V40H167ZM235 41H234V42H235ZM3 42H4V41H3ZM7 42H8V41H7ZM53 42H55V41L53 40ZM68 42H69V41H68ZM91 42H92V41H91ZM91 42H90V44H91ZM118 42H119V40H118ZM118 42H116L115 44H117ZM180 42H181V41H180ZM184 42H185V41H184ZM220 42H222V41L220 40ZM10 43H11V42H10ZM33 43H34V42H33ZM70 43H71V42H70ZM72 43H73V42H72ZM123 43H124V41H123ZM129 43H130V42H129ZM145 43H146V42H145ZM153 43H154V42H153ZM153 43H152V44H153ZM185 43H186V42H185ZM193 43H194V42H193ZM222 43H223V42H222ZM222 43H221V44L218 43V45L215 43V44H216V47H215V48H216V49L220 48V47L222 46ZM253 43H254V42H253ZM263 43H264V42H263ZM6 44H7V43H6ZM41 44H42V43H41ZM46 44H47V43H46ZM53 44H54V43H53ZM134 44H135V43H134ZM143 44H144V43H143ZM198 44H196V45H198ZM251 44H252V42H250V46L247 47L248 49L246 48L247 50H249L250 47H251V48H254ZM258 44H259V43H258ZM258 44H257V45H258ZM0 45L3 46V45H5V44H0ZM51 45H52V44H51ZM67 45H70V44H67ZM67 45H66V46H67ZM141 45H142V44H141ZM153 45H154V44H153ZM161 45H162V44H161ZM175 45H177V43L174 44V46H175ZM178 45H179V46H178ZM178 45H177V46H178L177 49L180 50V48H182L181 50H182V52H183V56H186V55L191 54V53H192L193 55H198V54H199V51H198L199 49H198V47H197L195 44H194L195 46L192 45V46H190V47L183 46V44H181V43L178 44ZM237 45H236V46H237ZM255 45H256V44H255ZM262 45H263V44H262ZM139 46H140V45H139ZM145 46H146V45H145ZM199 46H200V45H199ZM201 46H202V45H201ZM214 46H215V45H214ZM37 47H38V46H37ZM44 47H46L45 44H44ZM48 47H50V46H48ZM54 47H55V46H54ZM54 47H53V48H54ZM67 47H69V46H67ZM141 47H142V46H141ZM143 47H144V46H143ZM148 47L150 48V44L148 45ZM155 47H156V46H155ZM183 47H185V48H183ZM211 47H212V45H211ZM244 47H245V48H244ZM258 47H259V46H258ZM39 48H40V46H39ZM115 48H116V47H115ZM122 48H123V47H122ZM174 48H175V47H174ZM212 48H213V47H212ZM236 48H237V47H236ZM236 48H235V49H236ZM9 49H10V48H9ZM27 49H28V48H26V50H27ZM36 49H38V48H36ZM36 49H33V50H32V53H33V54H34V53H37V54H38V50H39V49H38L37 51H36ZM44 49H47V48H44ZM75 49H76V48H75ZM84 49H85V50H88L87 48H84ZM130 49H131V48H130ZM130 49H129V50H130ZM137 49H138V48H137ZM137 49H136V50H137ZM141 49H142V48H140V50H141ZM164 49H165V48H164ZM227 49H228V48H227ZM30 50H31V49H30ZM48 50H49V49H48ZM91 50H92V49H91ZM107 50H108V49H107ZM107 50H106V51H107ZM122 50H123V49L120 50V49L118 48V49L115 51V49H114V51H115L114 54H116V55H115V56H116V59H117V57H118L117 55L120 56L119 53H122V52H121ZM167 50H168V49H167ZM181 50H180V51H181ZM200 50H201V49H200ZM230 50H231V49H230ZM250 50H251V49H250ZM250 50H249V51H250ZM35 51H36V52H35ZM45 51H46V50H45ZM63 51H64V50H63ZM137 51H139V50H137ZM156 51H157V50H156ZM159 51H160V50H159ZM159 51H158V52H159ZM172 51H173V50H172ZM233 51H234V50H233ZM236 51H239V50H236ZM18 52H19V51H18ZM26 52H27V51H26ZM42 52H43V51H42ZM52 52H53V51H52ZM90 52H91V51H90ZM92 52H93V50H92ZM203 52H204V51H203ZM225 52H226V51H225ZM231 52H232V50H231ZM231 52H230V53H229V52H228V53L226 52V54H228V56H225V57H226V58H228V57L231 58V57H232L233 60H234V59H235V60H238V57H239V56H240V58H242L241 55H239V53H238V56H236V52H235V51H234L235 54H234L233 52H232V53H231ZM257 52H258V51H257ZM6 53H7V52H6ZM29 53H30V52H29ZM32 53L29 54V57H31V58H32V57H39V56H40L39 54H38L39 56H36V54H35V56H34V55L31 56ZM40 53H41V52H40ZM50 53H51V52H50ZM55 53H56V51H55ZM69 53H70V52H69ZM107 53H108V52H107ZM107 53H106V54H107ZM132 53H133V52H132ZM150 53H152V52H150ZM259 53H262V52H259ZM0 54H1V53H0ZM7 54H8V53H7ZM19 54H20V53H19ZM27 54H28V53H26V56H25V54H24V55H20L21 58H19V59H20L23 63H24L25 60L27 61V58H29V57L27 56ZM61 54H62V52H61ZM65 54H66V53H65ZM74 54H75V53H74ZM168 54H169V51H168ZM171 54H172V52H171ZM226 54H223V56L226 55ZM249 54H250V53H249ZM17 55H18V54H17ZM44 55H45V57L47 58V55H46V54H44ZM44 55H42V56H44ZM66 55H67V54H66ZM84 55H85V53H84ZM110 55H111V54H110ZM172 55H173V54H172ZM254 55H255V54H254ZM258 55H259V54H258ZM14 56H15V53H14ZM60 56H61V55H60ZM134 56H135V55H134ZM153 56H154V55H153ZM189 56H190V55H189ZM191 56H192V55H191ZM244 56H245V55H244ZM54 57H55V56H54ZM136 57H137V56H136ZM140 57H141V56H140ZM165 57H166V56H165ZM225 57H223V58H225ZM245 57H246V56H245ZM42 58H43V57H42ZM46 58H45V59H46ZM79 58H80V57H79ZM110 58H111V57H110ZM129 58H130V57H129ZM167 58H168V57H167ZM174 58H175V57H174ZM221 58H222V57H221ZM223 58H222V59H223ZM37 59H38V58H37ZM39 59H40V58H39ZM66 59H67V58H66ZM69 59H70V58H69ZM120 59H121V57H120ZM148 59H149V57H148ZM163 59H164V58H163ZM205 59H206V58H205ZM228 59H229V58H228ZM228 59H226V60H228ZM232 59H229L228 62H229V61H232ZM249 59H251V57H249ZM252 59H253V58H252ZM254 59H255V58H254ZM254 59L252 60L254 64H255V62H257V64H259V63L262 62L261 60H260L261 62H259V60H258V61H257V60L255 61ZM262 59H263V58H262ZM10 60H11V59H10ZM13 60L15 61L14 58H13ZM17 60H18V58H17ZM31 60H32V59H31ZM40 60H41V59H40ZM43 60H44V59H42V61H43ZM51 60H52V59H51ZM112 60H114V59H112ZM213 60H214V59H213ZM223 60H225V59H223ZM226 60H225V61H226ZM235 60H234V61H235ZM263 60H264V59H263ZM28 61H29V60H28ZM44 61H45V60H44ZM44 61H43V62H44ZM62 61H63V60H62ZM110 61H111V60H110ZM116 61H117V60H116ZM155 61H156V60H155ZM214 61H215V60H214ZM225 61H224V62H225ZM254 61H255V62H254ZM10 62H11V61H10ZM17 62H18V61H17ZM31 62H32V61H31ZM40 62H41V61H40ZM54 62H55V61H54ZM54 62H53V63H54ZM57 62H58V61H57ZM101 62H102V61H101ZM105 62H106V61H105ZM186 62H187V61H186ZM188 62H189V61H188ZM188 62H187L186 65H185V68H184V70H183L184 72L181 73L180 75H182L183 77H186V78L188 79V80H187V79L185 78V79H184V83H185V80H187L186 82L189 81V83H190V80H192L193 78H194L193 81H194L195 78H196L195 81L197 82V81H198V80H197V77H198V78H199V77L201 78V74L198 72V68H199V66L196 65V64H194V61H191V63H190V62L188 63ZM192 62H193V64H192ZM216 62H217V61H216ZM222 62H223V61H222ZM224 62H223V63H224ZM235 62H236V61H235ZM239 62H240V61H239ZM239 62H238V63H239ZM243 62H244V61H243ZM250 62H251V61H250ZM4 63H5V62H4ZM4 63H3V64H4ZM14 63H15V62H14ZM18 63H19V62H18ZM46 63H47V62H46ZM90 63H91V62H90ZM181 63H184V64H185L184 61H182ZM199 63H200V62H199ZM207 63H208V62H207ZM207 63H206V64H207ZM226 63H227V62H226ZM226 63H224V64H225V67L229 68V66H230L229 70H230V69H234V70H235V68L232 67L233 64L227 66ZM230 63H231V62H230ZM230 63H229V64H230ZM232 63H233V61H232ZM236 63H237V62H236ZM238 63H237V65H238ZM0 64H1V63H0ZM61 64H62V63H61ZM86 64H87V63H86ZM130 64H132V63H130ZM156 64H157V63H156ZM184 64H182V66H184ZM214 64H215V63H214ZM214 64H213V65H214ZM239 64H240V63H239ZM251 64H252V62L249 63L250 67H251ZM5 65H6V64H4V67L1 65V66H2V69L4 68L3 70H5V69H7V68H8L9 70H10V69H15V68H12V67H13V64H10V65H8V66H5ZM16 65H18V64H16ZM20 65H21V64H20ZM26 65H27V64H26ZM49 65H50V64H49ZM59 65H60V64H59ZM69 65H70V64H69ZM87 65H88V64H87ZM106 65H107V64H106ZM211 65H212V64H211ZM211 65H210V66H211ZM221 65H222V66H220V65H219V66H220V67H224L223 64H221ZM260 65H262V64H259V66H258V65H255V67H256V66L260 67ZM18 66H19V65H18ZM39 66H40V65H39ZM46 66H47V65H46ZM50 66H51V65H50ZM56 66H57V65H56ZM85 66H86V65H85ZM170 66H171V65H170ZM200 66H201V65H200ZM202 66H203V64H202ZM202 66H201V67H202ZM216 66H217V65H216ZM233 66H235V65H233ZM21 67H22V66H21ZM44 67H45V66H44ZM89 67H90V66H89ZM96 67H97V66H96ZM122 67H125V66H124V64H123L121 61H119V59H118V62L113 63V64H112V67H110L111 69H110V68H108V69H110V70H112V69H117V70H119V69H122ZM167 67H168V66H167ZM255 67H254V68H255ZM16 68H17V67H16ZM41 68H42V67H41ZM52 68H53V67H52ZM72 68H73V66H72ZM74 68H75V67H74ZM74 68H73V69H74ZM76 68H77V66H76ZM155 68H156V67H155ZM171 68H172V67H171ZM171 68H170V69H171ZM181 68H183V67H181ZM247 68H248V67H247ZM247 68H245L246 71L248 72L246 75L249 76V78H250V77L252 78L253 75H251L252 72H250V71H253V70H249L250 68L247 70ZM0 69H1V67H0ZM8 69H7V70H8ZM18 69H19V68H18ZM18 69H17V70H18ZM39 69H40V68H39ZM42 69H43V68H42ZM45 69H46V68H45ZM66 69H67V68H66ZM66 69H64V70H66ZM128 69H130L135 75H137V76H138V74L140 75V71L137 70V67H136V66H133L132 69H131V68H128ZM140 69H141V68H140ZM173 69H174V68H173ZM176 69H178V68H176ZM202 69H203V68H202ZM216 69H217V68H216ZM219 69H221V68H219ZM223 69L226 71V68H223ZM237 69H238V68H237ZM252 69H253V68H252ZM262 69H263V66H262L261 68H257L256 70H254V72H256L258 78H259L260 76L263 75L264 69H263V70H262ZM7 70H6V71H7ZM30 70H31V69H30ZM58 70H59V69H58ZM61 70H63V69H61ZM122 70H123V69H122ZM124 70H125V69H124ZM155 70H156V69H155ZM168 70H169V69H168ZM224 70H223V71H224ZM229 70H228V71H229ZM241 70L245 72V70H243V68H241ZM1 71H2V70H0V73H1ZM37 71H38V70H37ZM66 71L68 72L69 70H66ZM86 71H87V69H86ZM106 71H107V70H106ZM119 71H120V70H119ZM128 71H129V70H128ZM163 71H164V70H163ZM176 71H177V70H176ZM202 71H203V70H202ZM235 71H236V70H235ZM235 71H234V72H235ZM242 71H241V72H242ZM3 72H4V71H3ZM10 72H11V71H10ZM32 72H33V71H32ZM38 72H39V71H38ZM40 72H41V71H40ZM44 72H45V71H44ZM77 72L79 73L78 69H77ZM107 72H108V71H107ZM113 72H115V71L113 70ZM160 72H161V71H160ZM177 72H178V71H177ZM221 72H222V71H221ZM237 72H238V71H237ZM237 72H236V73H237ZM239 72H240V71H239ZM5 73H6V72H5ZM55 73H56V72H55ZM65 73H66V72H65ZM118 73H119V72H118ZM171 73H172V72H171ZM217 73H218V70H217ZM217 73L215 72V74H217ZM226 73H227V72H226ZM228 73H229V72H228ZM232 73H233V72H232ZM17 74H18V73H17ZM33 74H34V73H33ZM61 74H62V73H61ZM74 74H75V73H74ZM167 74H170V72H168ZM199 74H200V75H199ZM206 74H207V73H206ZM206 74H205V75H206ZM221 74H222V73H221ZM221 74H220V71H219V75H214L215 77H213V75H212V77L210 76V78L207 77L206 79H208L209 81L206 80L205 78H204V79H205L206 81H208L209 83L212 82V84H213V83L216 84V82H219V80H220L221 78H222V80H223V79H226L228 76H229V77H231V76L233 77V75L230 76V75H227V74H224V73H223L224 75H221ZM237 74H238V73H237ZM240 74H241V73H240ZM243 74H244V73H243ZM254 74H255V73H254ZM10 75H11V74H10ZM21 75H22V74H21ZM78 75H79V74H78ZM109 75H110V74H109ZM156 75H157V74H156ZM180 75L177 76V77H181ZM225 75H227V76H225ZM234 75H235V73H234ZM246 75H245V76H246ZM259 75H260V76H259ZM11 76H12V75H11ZM27 76H28V75H27ZM33 76H34V75H33ZM76 76H77V75H76ZM110 76H111V75H110ZM113 76H114V75H113ZM163 76H164V75H163ZM166 76H167V75H166ZM207 76H208V74H207ZM222 76H225V78H223ZM237 76L240 77V75H237ZM237 76H235V79L238 78ZM242 76H244V75H242ZM242 76H241V78H238V79H241V80H242ZM245 76H244V77H245ZM263 76H264V75H263ZM263 76H262V78H263V80H264V77H263ZM9 77H10V76H9ZM18 77H19V76H18ZM29 77H30V76H29ZM35 77H36V76H35ZM138 77H139V76H138ZM142 77H143V76H142ZM158 77H159V76H158ZM160 77H161V76H160ZM175 77H176V76H175ZM183 77H182V78H183ZM229 77H228V78H229ZM244 77H243V78H244ZM254 77H255V76H254ZM254 77H253V78H254ZM12 78H13V77H12ZM31 78H32V77H31ZM33 78H34V77H33ZM43 78H44V77H43ZM45 78H46V77H45ZM88 78H89V77H88ZM90 78H91V77H90ZM112 78H113V77H112ZM122 78H123V77H122ZM124 78H125V77H124ZM129 78H130V77H129ZM146 78H148V75H147ZM171 78H172V77H171ZM200 78H199V79H200ZM247 78H248V77H247ZM249 78H248V80H249ZM253 78H252V79H253ZM260 78H261V77H260ZM20 79H21V78H20ZM24 79H25V77H24ZM53 79H55V78H53ZM97 79H98V78H97ZM116 79H117V78H116ZM144 79H145V78H144ZM148 79H149V78H148ZM161 79H162V78H161ZM174 79H175V78H174ZM177 79H180V78H177ZM245 79H246V77H245ZM13 80H14V79H13ZM59 80H60V79H59ZM66 80H67V79H66ZM126 80H127V79H126ZM145 80H146V79H145ZM182 80H183V79H182ZM227 80H229V79H227ZM231 80H232V79H231ZM231 80H230V81H231ZM233 80H234V79H233ZM233 80H232V82H233ZM248 80H246V81H248ZM258 80H259V79H258ZM30 81H31V80H30ZM45 81H46V80H45ZM52 81H54V80H52ZM72 81H73V80H72ZM96 81H97V82H96ZM96 81H95V83H96L97 85L102 84V77H101V79H98V80H96ZM179 81H180V80H179ZM193 81H192V82H193ZM238 81L241 82L240 80H238ZM242 81H245V80L243 79ZM260 81H261V79H260ZM16 82H17V81H16ZM58 82H59V81H58ZM107 82H108V81H107ZM128 82H129V81H128ZM163 82H164V81H163ZM174 82H176V81H174ZM208 82H207V83H208ZM222 82H224V80H223ZM226 82H227V81H226ZM226 82H225V84H228V83H229V81H228L227 83H226ZM236 82H237V81H236ZM236 82H234V83H236ZM248 82H249V81H248ZM262 82H263V81H262ZM73 83H74V82H73ZM85 83H86V82H85ZM105 83H106V82H105ZM136 83H137V82H136ZM177 83H178V82H177ZM197 83H198V82H197ZM199 83H200V82H199ZM230 83H231V82H230ZM234 83H233V84H234ZM242 83H244V82H242ZM245 83H246V82H245ZM43 84H44V83H43ZM45 84H46V83H45ZM47 84H48V83H47ZM47 84H46V85H47ZM83 84H84V83H83ZM91 84H92V83H91ZM96 84H95V86H96ZM124 84H125V83H124ZM139 84H140V82H139ZM149 84H150V83H149ZM179 84H181V81H180ZM194 84H195V83H194ZM212 84H211V85L209 84L208 86H213ZM231 84H232V83H231ZM233 84H232V87H234V86L236 87V85H233ZM240 84H241V83H240ZM246 84H247V83H246ZM249 84H251V83H249ZM252 84H253V83H252ZM49 85H50V84H49ZM55 85H56V84H55ZM89 85H90V84H89ZM254 85H255V84H254ZM254 85H253V86H254ZM15 86H16V85H15ZM31 86H32V85H31L30 83H24V84H22V90H23L22 92L24 93V91H25V92L28 93V91H30V89L32 88ZM44 86H45V85H44ZM44 86H43V87H44ZM110 86H111V85H110ZM110 86H109V88H110ZM124 86H125V85H124ZM126 86H128V84H127ZM136 86H137V85H136ZM145 86H146V85H145ZM177 86L180 87V86H182V85H177ZM204 86H205V85H204ZM219 86H221V87H218V88H222V86H224V85H223V84L220 85V83H219ZM225 86H226V85H225ZM238 86H239V85H238ZM241 86H242V85H241ZM245 86H247V85H245ZM253 86L248 85L249 88H251V87H253ZM255 86H256V85H255ZM6 87H7V86H6ZM10 87H11V86H10ZM12 87H13V86H12ZM45 87H47V86H45ZM78 87H79V86H78ZM143 87H144V86H143ZM146 87H147V86H146ZM153 87H154V86H153ZM158 87H159V86H158ZM167 87H170V86H167ZM179 87H178V90H179ZM189 87H190V86H188V87H186V88L183 87V88H185L184 90L187 91V90H189ZM191 87H192V86H191ZM191 87H190V88H191ZM213 87H214V86H213ZM215 87H217V84L215 85ZM230 87H231V86H230ZM256 87H258V86H256ZM14 88H15V87H14ZM39 88H40V87H39ZM47 88H48V87H47ZM88 88H89V87H88ZM88 88H87V90H86V89H82V90L77 89V90H75V92H77V93L79 94V91H80V94H81V95H84V93H85V95H86V93L88 92ZM95 88H96V87H95ZM161 88H162V87H161ZM170 88H171V87H170ZM236 88L238 89V88H242V87L239 86V87H236ZM243 88H244V87H243ZM15 89H16V88H15ZM20 89H21V88H20ZM33 89H34V88H33ZM33 89H31V90H33ZM44 89H46V88H44ZM67 89H68V88H67ZM71 89H72V88H71ZM143 89H145V88H143ZM163 89H164V88H163ZM216 89H217V88H216ZM234 89H235V88H234ZM251 89H254V88H251ZM258 89H259V87H258ZM84 90H85V91H84ZM93 90H94V89H93ZM96 90H97V89H96ZM113 90H115L114 87H113ZM139 90H140V89H139ZM154 90H155V88H154ZM191 90H192V89H191ZM194 90H195V89H193L192 92H194ZM225 90H228L227 87H226ZM225 90H224V91H225ZM229 90H230V89H229ZM231 90H232V89H231ZM231 90H230V91H231ZM238 90H239V89H238ZM241 90H242V89H241ZM241 90H240V91H241ZM256 90H257V89H256ZM44 91H45V90H44ZM81 91H82V92H81ZM144 91H145V90H144ZM174 91H175V90H174ZM179 91H180V90H179ZM181 91H183V89H181ZM212 91H213V90H212ZM233 91H234V93H235L237 90H233ZM250 91H251V90H250ZM258 91H259V90H258ZM5 92H6V91H5ZM8 92H9V91H8ZM12 92H13V91H12ZM33 92H34V91H33ZM35 92H36V90H35ZM37 92H38V91H37ZM50 92H51V91H50ZM75 92H74V94H75ZM91 92H92V91H91ZM141 92H143V90H141ZM183 92H184V91H183ZM183 92H182V93H183ZM189 92H190V90H189ZM218 92H219V90H218ZM218 92H217V93H218ZM222 92H223V89H222ZM226 92H227V91H226ZM251 92H253V91H251ZM3 93H4V92H3ZM29 93H30V92H29ZM45 93H46V92H45ZM45 93H41V94L44 95ZM64 93H65V92H64ZM66 93H67V92H66ZM143 93H144V92H143ZM151 93H153V92H151ZM151 93H150V95H151ZM161 93H162V92H161ZM177 93H178V91H177ZM215 93H216V92H215ZM219 93H220V92H219ZM238 93H239V92H238ZM259 93H260V92H259ZM259 93L254 91V93H253V94L251 93V95L254 96V95L256 94V97H257V96H258L257 94H259ZM261 93H264V92H261ZM4 94H5V93H4ZM6 94H8V93H6ZM9 94H10V93H9ZM24 94H26V93H24ZM47 94H48V93H47ZM55 94H56V93H54V95H55ZM169 94H170V93H169ZM180 94H181V93H180ZM180 94H179V95H180ZM220 94H221V93H220ZM228 94H230L229 91H228ZM231 94H232V93H231ZM231 94H230V95H231ZM236 94H237V92H236ZM26 95H27V94H26ZM35 95H36V93H35ZM81 95H80V96H81ZM92 95H93V94H92ZM170 95H172V94H170ZM182 95H184V94H182ZM198 95H199V94H198ZM218 95H219V94H218ZM224 95H225V93H223V97H224ZM238 95H239V94H238ZM242 95H243V94H242ZM0 96H2V95L0 94ZM14 96H15V95H14ZM14 96H13V97H14ZM72 96H73V95H72ZM90 96H91V95H90ZM158 96H159V95H158ZM225 96H229V95H225ZM233 96L236 97L235 95H233ZM240 96H241V95H239V98L236 99V101H237V102L235 101L236 103L234 102V103L231 105V103H230L231 101L229 102L230 105H229V106L227 105L229 109L226 107V108L228 109V111H226V113H227V112L230 113V112H232V111H234V110L238 111L239 108H240V109L242 108L243 110H241V111L244 112V113H242V114L240 113L241 116H240V117H237V118H243L244 121H243V120H240V121H242V122L245 123L246 126L243 124L244 129L246 128V129L249 130V128H250L251 126L254 127V125L249 126V124H251L250 122H251V121L253 122V120L249 121L250 119H247V118H248V117H246V113H247V112L245 113V110H247V108L249 109V107H250V106H249V104H250L249 101L251 100V98H249V100L246 99L247 97H250L249 94H248L247 96L245 95L246 98H243V99H241ZM253 96H251V97H253ZM51 97H52V96H51ZM70 97H71V96H70ZM81 97H82V96H81ZM111 97H112V96H111ZM173 97H174V96H173ZM173 97H171V100H173ZM179 97H180V96H178V98H179ZM183 97H184V96H183ZM183 97H182V98H183ZM256 97L254 96L255 100L257 99ZM14 98H15V97H14ZM23 98H24V96H23ZM32 98H33V97H32ZM34 98H35V97H34ZM42 98H43V97H42ZM45 98H46V100H47V96H46ZM57 98H58V97H57ZM73 98H74V97H73ZM77 98H78V96H77ZM77 98H76V99H77ZM79 98H80V97H79ZM88 98H89V97H88ZM115 98H116V97H115ZM147 98H148V97H147ZM149 98H150V97H149ZM168 98H169V97H168ZM175 98H176V97H175ZM206 98H207V97H206ZM214 98H215V95H214ZM25 99H26V98H25ZM80 99H81V98H80ZM113 99H114V98H113ZM183 99H184V98H183ZM189 99H190V98H189ZM198 99H199V98H198ZM224 99H225V97H224ZM229 99H230V98H229ZM231 99H233V97H231ZM234 99H235V98H234ZM252 99H253V98H252ZM0 100H1V99H0ZM18 100H19V99H18ZM33 100H34V99H33ZM33 100H32V101H33ZM43 100H44V98H43ZM71 100H72V99H71ZM71 100H70V101H71ZM81 100H82V99H81ZM110 100H111V98H110ZM115 100H116V99H115ZM117 100H118V99H117ZM119 100H121V99H119ZM171 100H170V101H171ZM187 100H188V99H187ZM202 100H204V99H202ZM222 100H223V99H222ZM14 101H15V100H14ZM38 101H39V100H38ZM47 101H48V100H47ZM152 101H153V99H152ZM166 101H167V100H166ZM184 101H185V100H184ZM184 101H183V100H182V101H181V100H179V101L177 100V101H175L174 103H173V102H171V103L169 102V104L166 102L167 105H168V107L164 110L165 112H164V114H162L161 118H159L158 115L156 116V117H158L159 119L157 120V119L155 118V119H156V122H155V123L158 122L160 128H161V127H162V128H165V127L167 126V124H169V123H168L169 119H171L173 116H175V115H176L175 112H177V110L180 109L181 107H183L182 110L184 109V110H186V111H189V112H187V113L185 112L186 114L190 113L191 111H195V113L198 112V111L196 112V110H197V109L195 108V107L197 106L196 104H195V106H194V103H193V102L191 103L190 100H189V102H184ZM224 101H226V100H224ZM227 101H228V100H227ZM6 102H7V100H6ZM8 102H9V100H8ZM29 102H30V101H29ZM49 102H50V101H49ZM73 102H74V101H73ZM77 102H78V101H77ZM162 102H163V101H162ZM253 102H254V104H255L256 101H252V103H253ZM4 103H5V102H4ZM11 103H12V102H11ZM33 103H34V102H33ZM75 103H76V102H75ZM113 103H114V102H113ZM131 103H132V102H131ZM152 103H153V102H152ZM206 103H207V101H206ZM13 104H14V103H13ZM16 104H17V103H16ZM43 104H44V102H43ZM45 104H47V103H45ZM66 104H67V103H66ZM87 104H88V103H87ZM111 104H112V103H111ZM204 104H205V103H204ZM211 104H212V103H211ZM257 104H259L258 101H257ZM257 104H256V105H257ZM261 104H262V102H261ZM263 104H264V103H263ZM7 105H8V104H7ZM10 105H11V104H10ZM41 105H42V104H41ZM71 105H73V104H71ZM120 105H121V104H120ZM120 105H119V106H120ZM209 105H210V104H209ZM250 105H251V104H250ZM12 106H13V105H12ZM42 106H43V105H42ZM55 106H56V105H55ZM62 106H64V105H62ZM69 106H70V105H69ZM79 106H80V105H79ZM125 106H126V105H125ZM132 106H133V105H132ZM222 106H226L225 103H224V105H222ZM253 106H254V105L252 104V107H253ZM262 106H263V105H262ZM8 107H9V105H8ZM8 107H7V108H8ZM14 107H15V105H14ZM14 107H13V108L11 107L12 110H15ZM28 107H29V106H28ZM74 107H75V105H74V106H71V108H69V109L71 110V109L74 108ZM110 107H111V106H110ZM115 107H117V106H115ZM129 107H130V106H129ZM197 107H198V106H197ZM215 107H216V106H215ZM258 107H259V105H258ZM51 108H52V107H51ZM51 108H50V109H51ZM65 108H66V107H65ZM65 108L63 109L64 111H65ZM76 108H77V107H76ZM76 108H75L74 110H77V111H78L79 108H77V109H76ZM120 108L123 109V106H121ZM194 108H195V109H194ZM212 108H213V107H212ZM212 108H211V109H212ZM217 108H218V107H217ZM217 108H216V109H217ZM223 108H224V107H223ZM254 108H255V106H254ZM256 108H257V106H256ZM259 108H260V107H259ZM8 109H9V108H8ZM17 109H18V108H17ZM47 109H48V107H47ZM92 109H93V107H92ZM101 109H102V108H101ZM124 109H126V108L124 107ZM124 109H123V110H124ZM128 109H129V108H128ZM193 109H194V110H193ZM198 109H199V108H198ZM237 109H238V110H237ZM250 109H251V107H250ZM260 109H261V108H260ZM39 110H41V109H39ZM43 110H44V109H43ZM66 110H67V108H66ZM109 110H110V109H109ZM115 110H117V109H115ZM135 110H136V109H135ZM156 110H157V109H156ZM160 110H161V108H160ZM180 110H181V109H180ZM182 110H181V111H182ZM184 110H183L182 112H184ZM221 110H222V109H221ZM252 110H253V109H252ZM256 110H257V109H256ZM263 110H264V107H263ZM15 111H16V110H15ZM21 111H22V110H21ZM35 111H36V110H35ZM46 111H48V110H46ZM55 111H56V110H55ZM67 111H68V110H67ZM71 111H72V110H71ZM95 111H98V110L95 109ZM99 111H100V110H99ZM99 111H98V112H99ZM215 111H217V110H215ZM13 112H14V111H13ZM51 112H52V111H51ZM53 112H54V111H53ZM59 112H60V111H59ZM62 112H63V111H62ZM68 112H70V111H68ZM74 112H75V111H74ZM110 112H111V110H110ZM115 112H116V111H115ZM124 112H125V111H124ZM182 112H181V113H182ZM218 112H220V111H218ZM221 112H222V111H221ZM223 112H224V111H223ZM261 112H262V110H261ZM263 112H264V111H263ZM54 113H55V112H54ZM56 113H57V112H56ZM56 113H55V114H56ZM65 113H66V112H65ZM72 113H73V112H72ZM81 113H83V112H81ZM84 113H85V111H84ZM112 113H113V111H112ZM117 113H118V112H117ZM155 113H156V112H155ZM192 113H193V112H192ZM18 114H19V113H18ZM30 114H31V113H30ZM33 114H34V113H33ZM33 114H32V115H33ZM36 114H38V113H36ZM45 114H46V113H45ZM48 114H49V113H48ZM60 114H61V112H60ZM62 114H63V113H62ZM62 114H61V115H62ZM69 114H70V113H69ZM74 114H76V113H74ZM104 114H105V113H104ZM108 114H109V113H108ZM108 114H107V115H108ZM153 114H154V113H153ZM157 114H158V113H157ZM173 114H175V115H173ZM177 114H178V112H177ZM205 114H206V113H205ZM208 114H209V113H208ZM215 114H216V113H215ZM222 114H223V113H222ZM230 114H232V113H230ZM247 114H248V113H247ZM2 115H3V114H2ZM8 115H10V116L13 115V116H14V113H11V114H10V113H6V115H3V116H7V117H8ZM19 115H20V114H19ZM34 115H35V114H34ZM40 115H41V114H40ZM77 115H78V114H77ZM85 115H86V114H85ZM92 115H93V114H92ZM102 115H103V114H102ZM226 115H228V114H226ZM0 116H1V115H0ZM3 116H2V118H3ZM47 116H48V115H47ZM67 116H68V115H67ZM67 116H66V117H67ZM78 116H79V115H78ZM83 116H84V115H83ZM98 116H99V115H98ZM140 116H142V115H140ZM176 116H177V115H176ZM188 116H189V115H188ZM190 116H191V113H190ZM15 117H16V116H15ZM20 117H21V116H20ZM22 117H23V116H22ZM28 117H29V116H28ZM36 117H37V116H36ZM54 117H56V116H54ZM66 117H65V118H66ZM71 117H72V115H71ZM71 117L69 116L68 118H71ZM74 117H75V116H74ZM88 117H89V116H88ZM177 117H178L179 119L181 118V117H179V116H177ZM214 117H215V116H214ZM230 117H232V116H230ZM32 118H34V120H32V121H28V122L31 123V122L35 121V122L32 123V124H33L32 126H33V127H36V129L34 128L36 131H35V130H34V131L37 132L38 134L41 133V132H42L41 126H39L40 124L38 125V124L36 123V121L38 120L39 116L37 117V119H35V117H32ZM58 118H59V116H58ZM60 118H62V117H60ZM129 118H130V117H129ZM135 118H136V117H135ZM174 118H175V117H174ZM4 119H5V118H4ZM10 119H11V118H10ZM17 119H18V118H17ZM49 119H50V118H49ZM54 119H55V118H54ZM72 119H73V117L71 118V120H72ZM88 119H89V118H88ZM227 119H228V118H227ZM7 120H9V119H7ZM56 120H57V118H56ZM59 120H60V119H59ZM77 120H78V119H77ZM128 120H129V119H128ZM135 120H136V119H135ZM173 120H174V122H175V119H173ZM181 120H182V119H181ZM233 120H234V119H233ZM233 120H231V121H233ZM10 121H11V120H10ZM38 121H39V120H38ZM82 121H83V120H82ZM119 121H120V120H119ZM141 121H143V120H141ZM144 121H145V119H144ZM152 121H153V119H152ZM176 121H178V120H176ZM231 121H230V122H231ZM237 121H238V119H237ZM256 121H257V120H255V122H256ZM19 122H20V121H19ZM54 122H55V121H54ZM61 122H62V121H61ZM66 122H67V121H66ZM132 122H133V121H132ZM170 122L174 124V122H172V120H170ZM179 122H181V121H179ZM238 122H239V121H238ZM13 123H15V122H13ZM35 123H36L37 125H36ZM86 123H87V122H86ZM88 123H89V122H88ZM125 123H126V122H125ZM127 123H128V122H127ZM135 123H137V122H135ZM140 123H142V122H140ZM175 123H176V122H175ZM227 123H228V122H227ZM227 123H226V125H227ZM234 123H235V122H234ZM55 124H56V123H55ZM65 124H66V123H65ZM79 124H81V123H79ZM79 124H78V126H79ZM84 124H85V123H84ZM91 124H92V123H91ZM133 124H134V123H133ZM138 124H139V123H138ZM152 124H153V123H152ZM173 124H172V125H173ZM252 124H253V123H252ZM4 125H5V124H4ZM49 125H50V124H49ZM81 125H82V124H81ZM92 125H93V124H92ZM125 125H126V124H125ZM131 125H132V124H131ZM174 125H175V124H174ZM174 125H173V126H174ZM177 125H178V123H177ZM211 125H212V124H211ZM217 125H218V124H217ZM255 125H256V123H255ZM259 125H264V124H260V123H258V126H259ZM26 126H27V125H26ZM66 126H67V125H66ZM69 126H71V125H69ZM82 126H83V125H82ZM99 126H100V125H99ZM119 126L121 127V125H119ZM159 126H158V127H159ZM168 126H170V125H168ZM168 126H167V127H168ZM179 126H180V125H179ZM62 127H64V126H62ZM93 127H94V126H93ZM123 127H124V126H123ZM127 127H128V126H127ZM132 127H133V126H132ZM140 127H141V126H140ZM155 127H156V126H155ZM167 127H166V128H167ZM194 127L196 128V125H195ZM201 127H204V126H201ZM222 127H223V126H222ZM247 127H248V128H247ZM12 128H13V126H12ZM17 128H19V129H18L19 131H20V130H21V131L23 130V129H21L22 126H21V127L19 126V127H17ZM31 128H32V127H31ZM37 128H38V129H37ZM162 128H161V129H162ZM192 128H193V127H192ZM195 128H194V129H189V130H193L194 132H196V130H198V129H197L198 127L196 128V130H195ZM204 128H207V127H204ZM223 128H224V127H223ZM15 129H16V128H15ZM28 129H29V128H28ZM56 129H57V128H56ZM89 129H90V128H89ZM119 129H120V128H119ZM121 129H122V128H121ZM137 129H138V128H137ZM143 129H144V128H143ZM172 129H173V128H172ZM201 129H202V128H201ZM1 130H2V129H1ZM5 130H6V129H5ZM45 130H46V133H47L48 130H47V129H45ZM45 130H44V131H45ZM86 130H87V129H86ZM113 130H114V129H113ZM153 130H154V129H153ZM209 130H210V129H209ZM235 130H236V129H235ZM235 130H234V131H235ZM240 130H241V128H240ZM21 131H20V132H21ZM44 131H43V132H44ZM50 131H51V130H50ZM134 131H135V130H134ZM156 131H157V130H156ZM163 131H164V130H163ZM187 131H188V130H187ZM198 131H199V130H198ZM243 131H244V133H245V130H243ZM20 132H19V133H20ZM75 132H76V131H75ZM84 132H86V131H83V133H84ZM160 132H161V131H160ZM232 132H233V131H232ZM232 132H231V133H232ZM14 133H15V132H14ZM83 133H81V134H83ZM157 133H158V131H157ZM197 133H198V132H197ZM247 133H249V132H247ZM247 133H246V134H247ZM1 134H3V133H1ZM34 134H35V133H34ZM34 134H33V135H34ZM50 134H51V133H50ZM88 134H90V133H88ZM161 134H162V133H161ZM174 134H175V133H174ZM5 135H6V134H5ZM30 135H31V134H30ZM43 135H44V134L42 133L41 136H40V134H39V135H36V136H40V137H42ZM51 135H52V134H51ZM97 135H98V133H97ZM97 135H96V136H97ZM177 135H178V134H177ZM194 135H195V134H194ZM209 135H210V134H209ZM233 135H234V133H233ZM233 135H232V136H233ZM236 135H237V134H236ZM241 135H242V134H241ZM36 136H35V137H36ZM68 136H69V135H68ZM93 136H94V135H93ZM119 136H120V135H119ZM165 136H166V135H165ZM165 136H164V137H165ZM184 136H185V135H184ZM2 137H3V136H2ZM14 137H15L14 135H11V131H9L8 134H7L6 136H4V138H1V139H0V147H7L5 150H8V147H9V148H14V147L12 146L13 143H15L14 141H16ZM16 137H17V136H16ZM18 137H19V136H18ZM27 137H29V136H27ZM31 137H32V136H31ZM35 137H34V138H35ZM43 137H45V135H44ZM50 137H51V136H50ZM87 137H88V136H87ZM87 137H83V138H85V140H86ZM89 137H90V136H89ZM99 137H100V136H99ZM99 137H98V138H99ZM189 137H190V136H189ZM218 137H221V136H218ZM228 137H229V135H228ZM252 137H253V136H252ZM32 138H33V137H32ZM37 138L39 139V137H37ZM69 138H71V137H69ZM100 138H101V137H100ZM105 138H106V137H105ZM150 138H151V137H150ZM156 138H157V137H156ZM186 138H187V137H186ZM226 138H227V135H226ZM30 139H31V138H30ZM93 139H94V138H93ZM101 139H102V138H101ZM137 139H138V137H137ZM142 139H143V138H142ZM142 139H141L140 141H142ZM161 139H162V136H161ZM163 139H164V138H163ZM204 139H207V138H204ZM204 139H203V140H204ZM227 139H228V138H227ZM231 139H234V137H231ZM231 139H228V140H231ZM39 140H40V139H39ZM79 140H80V139H79ZM85 140H83V141H85ZM105 140H106V139H105ZM107 140H108V139H107ZM143 140H144V139H143ZM164 140H165V139H164ZM186 140H188V138H187ZM189 140L191 141V139H189ZM219 140H220V138H219ZM235 140H236V139H235ZM235 140H233V141H235ZM255 140H256V139H255ZM41 141H46V143L43 142V143H41V145L39 144L40 146L32 147V148H31V147H30V148H29V147H28V148L25 147L26 149H23V150L21 149V151H18L17 149L14 148V149L16 150V151H15L16 154H14V155L20 157V159H21V157H22L24 160H25V159H30V160H34L35 162H36V160L39 161V159H41V158H43V157H46V158H47V156L50 157L51 160H53V159H54V158H53V155L50 156V153H51V152L48 153L49 150H47V149H48V148H47V147H48V145H47V144H48V143H47V142H48L47 139L45 138L44 140L42 139ZM57 141H58V140H57ZM87 141H88V140H87ZM91 141H92V140H91ZM169 141H170V140H169ZM204 141H205V140H204ZM239 141H240V139H239ZM258 141L260 142V140H258ZM32 142H33V141H32ZM54 142H55V139H54ZM95 142H98V141H95ZM95 142H94V143H95ZM186 142H188V141H186ZM218 142H219V141H218ZM221 142H222V141H221ZM228 142H229V141H228ZM254 142L256 143L257 141H254ZM261 142H262V140H261ZM22 143H23V142H22ZM34 143H35V142H34ZM39 143H40V142H39ZM56 143H57V142H56ZM68 143H69V142H68ZM89 143H90V142H89ZM89 143H88V144H89ZM166 143H167V142H166ZM214 143H215V142H214ZM231 143H232V142H231ZM233 143H234V142H233ZM263 143H264V142H263ZM17 144H18V143H17ZM172 144H174V143H172ZM184 144H185V143H184ZM207 144H208V143H207ZM235 144H236V143H235ZM235 144H234V146H235ZM251 144H252V142H251ZM258 144H259V143H258ZM31 145H33V144L31 143ZM79 145H80V144H79ZM106 145L108 146L109 143L106 144ZM156 145H157V144H156ZM163 145H164V144H163ZM170 145H171V144H170ZM175 145H177V143L173 145L174 148H176ZM213 145H214V144H213ZM232 145H233V144H232ZM232 145H231V146H232ZM260 145H261V144H260ZM262 145H263V144H262ZM15 146H16V145H15ZM22 146H23V145H22ZM35 146H36V145H35ZM68 146H69V145H68ZM107 146H106V148H108ZM216 146H217V145L215 144L214 147H216ZM234 146H233V147H234ZM69 147H70V146H69ZM165 147H166V146H165ZM168 147H169V146H168ZM170 147H171V146H170ZM173 147H172V148H173ZM201 147H202V146H201ZM214 147H213V148H214ZM218 147H219V146H218ZM229 147H230V146H229ZM255 147H256L255 145H254V146L252 145V147H250L251 150L249 149V150H247V151H250L249 153H251V152L254 153L255 151L258 150L259 153L261 154V152H263V150H264V148H263V150H261L263 146H261V147L258 146V147H257V148H261V149H256ZM17 148H18V147H17ZM50 148H51V147H50ZM60 148H61V147H60ZM82 148H84V146H83ZM172 148H171V149H172ZM204 148H205V147H204ZM216 148H217V147H216ZM216 148H214V150H215ZM220 148H221V150H222V146H221ZM220 148H219V149H220ZM51 149H52V148H51ZM132 149H133V148H132ZM164 149H165V148H164ZM167 149H168V148H167ZM190 149H191V148H190ZM197 149L199 150V149H201V148H197ZM202 149H203V148H202ZM226 149H227V148H226ZM5 150H4V151H5ZM11 150H12V149H11ZM52 150H53V149H52ZM122 150H123V149H122ZM125 150H126V149H125ZM128 150H129V149H128ZM212 150H213V149H212ZM214 150H213V151H214ZM224 150H225V149H224ZM4 151H3V152H4ZM12 151H13V150H12ZM47 151H48V152H47ZM61 151H62V150H61ZM117 151H118V150H117ZM145 151H146V150H145ZM145 151H144V152H145ZM180 151H181V150H180ZM187 151H188V149H187ZM187 151L183 150V151L181 152V154H180L179 151H177L178 154L181 155V156L179 155V156H180V159H181V161L179 160V161L181 162V165L186 164L187 161H188L187 159H189V156H192V155H189L191 152L189 151L190 153L188 154ZM192 151H193V150H192ZM217 151H218V148H217ZM219 151H220V150H219ZM232 151H233V150H232ZM234 151H235V150H234ZM234 151H233V152H234ZM0 152H1V151H0ZM53 152H59V151H58V150H57V151L54 150ZM79 152H80V151H79ZM128 152H130V151H128ZM169 152H170V150H169ZM173 152H174V151H173ZM223 152H224V151H223ZM235 152H237V151H235ZM8 153H10V152H9V151H8V152L6 151V153L4 152V155H3V153H2V154L0 153V170L4 169L5 167L8 168L6 171H5V170H2V172H3V171L6 172V173L3 172V174H5V175L2 174V175H3L2 177L5 176L6 178L8 177V178L12 179L11 177L16 175V176H17L16 178H19L18 174H19V175H20V174H23L25 168H24V170L21 169V166L18 165V164H16L17 166L15 167V166H14L15 163H12V159H11V154H13V153H11V154H8ZM82 153H83V152H82ZM146 153H147V152H146ZM192 153H193V152H192ZM192 153H191V154H192ZM194 153H195V152H194ZM217 153H218V152H217ZM225 153H226V152H225ZM225 153H224V154H225ZM259 153H258V155H259ZM6 154H7V155H6ZM52 154H55V153H52ZM57 154H58V153H57ZM64 154H65V153H64ZM130 154H131V153H130ZM176 154H177V153H176ZM195 154H196V157H197V159H198V156L201 154V153H200V150H199L198 152H196ZM224 154L222 155V153H221V156H224ZM231 154H232V153H231ZM121 155H122V154H121ZM145 155H146V154H145ZM147 155H148V153H147ZM149 155H150V154H149ZM163 155H164V154H163ZM193 155H194V154H193ZM219 155H220V154H219ZM228 155H230V153H229ZM56 156H57V155H56ZM70 156H71V155H68L66 158H68V157H70ZM74 156H75V155H74ZM123 156H124V154H123ZM173 156H174V155H173ZM177 156H178V155H177ZM194 156H195V155H194ZM202 156H203V155H202ZM225 156H226V154H225ZM51 157H52L53 159H52ZM57 157H59V156H57ZM72 157H73V154H72V156H71L69 159L71 160ZM83 157H84V156H83ZM124 157H125V156H124ZM134 157H135V155H134ZM168 157H169V156H168ZM199 157H200V156H199ZM227 157H228V156H227ZM238 157H239V156H238ZM257 157H258V156H257ZM60 158H61V156H60ZM60 158H58V159H60ZM62 158H63V157H62ZM62 158H61V159H62ZM74 158H75V157H73V159H74ZM114 158H115V157H114ZM135 158H136V157H135ZM142 158H143V156H142ZM151 158H152V157H151ZM200 158H201V157H200ZM200 158H199V159H200ZM230 158L233 159V158H235V156H232V155H231ZM241 158H242V157H241ZM246 158H247V157H246ZM44 159H45V158H44ZM50 159L48 158V160H50ZM77 159H80V158L77 157ZM133 159H134V158H133ZM176 159H178V158H176ZM176 159H173V160H176ZM194 159H195V158H194ZM217 159H218V158H217ZM226 159H227V158H226ZM255 159H256L257 161H253V160H252L253 162H255V164H254V163H253V164H252V163H248V161H247L248 159L246 160L247 162H245V161L241 162V160L239 161L238 159H237V161H236V160H233V162H234V165H235V166H236V165L238 166V165L241 164L239 169H243V170H244V171H243L244 173L250 171V169H254L256 172L262 171V175H263V174H264V173H263V172H264V153H263V155L261 154V156H259L258 158H255ZM14 160H15V159H14ZM21 160H22V159H21ZM48 160H45V162H47ZM63 160H64V159H63ZM70 160H69V161H70ZM115 160H116V159H115ZM142 160H144V158H143ZM142 160H141V161H142ZM167 160H168V159H167ZM190 160H191V158H190ZM16 161H17V160H16ZM18 161H19V160H18ZM22 161H23V160H22ZM42 161H43V160H42ZM84 161H85V160H84ZM139 161H140V160H139ZM225 161H226V160H225ZM228 161H229V160H228ZM252 161H251V162H252ZM13 162H14V161H13ZM20 162H21V161H20ZM52 162H53V163H52ZM56 162H58L57 159H56V161H55V160H54V161H51V162H50L51 164H48L49 162L44 163L45 166H46V168L44 169V170H46L45 173H44L46 177H45L44 175H41V176H44V177L46 178V181H45L44 185H46V182H48L49 178H51V176H52V170L54 169V167H55V166H57V167L60 166V165H56ZM133 162H134V160H133ZM136 162H137V161H136ZM143 162H145V161H143ZM180 162H179V163H180ZM223 162H224V161H223ZM226 162H227V161H226ZM230 162H232V161H230ZM27 163H28V162H27ZM37 163H38V162H37ZM71 163H72V161H71ZM122 163H123V162H122ZM140 163H142V162H139V164H140ZM147 163H148V162H146V164H147ZM175 163H176V162H175ZM189 163H190V161H189ZM191 163H192V162H191ZM212 163H213V162H212ZM212 163H211V165H212ZM227 163H228V162H227ZM30 164H31V163H30ZM34 164H35V163H33V165H34ZM47 164H48V166H47ZM57 164H58V163H57ZM74 164H75V163H74ZM142 164H144V163H142ZM142 164H141V165H142ZM177 164H178V163H177ZM207 164H210V162L207 163ZM224 164H226V163H224ZM232 164H233V163H232ZM33 165H32V166H33ZM37 165H38V164H37ZM41 165H42V164H41ZM83 165H84V164H83ZM116 165H117V164H116ZM121 165H122V164H121ZM141 165H140V166H141ZM149 165H150V163H149ZM149 165H148V167H150ZM173 165H174V164H173ZM179 165H180V164H179ZM188 165H189V164H188ZM214 165H215V164H214ZM220 165H221L220 167H222V166H223V163L221 162ZM8 166H9V167H8ZM28 166H29V164H28ZM52 166H53V167H52ZM79 166H80V165H79ZM127 166H128V164H127ZM137 166H138V165H137ZM140 166H139V167H140ZM235 166H234V167H235ZM22 167H23V166H22ZM91 167H92V166H91ZM166 167H167V165H166ZM177 167H178V166H177ZM183 167H185V166H183ZM187 167H188V166H187ZM187 167H185V168L188 169L189 167H188V168H187ZM214 167H215V166H214ZM214 167H212V168H214ZM217 167H218V166H217ZM252 167H253V168H252ZM254 167H255V168H254ZM28 168H29V167H28ZM35 168H36V167H35ZM41 168H43V167L41 166ZM60 168H62V166H61ZM73 168H74V166H73ZM167 168H168V167H167ZM170 168H171V166H170ZM185 168H184V169H185ZM215 168H216V167H215ZM218 168H219V167H218ZM223 168H224V167H223ZM256 168H257V169H256ZM62 169H63V168H62ZM76 169H77V168H76ZM124 169H125V168H124ZM164 169H165V168H164ZM180 169H181V168H180ZM197 169H198V168H197ZM258 169H260V170H258ZM29 170H30V169H29ZM63 170H65V169H63ZM68 170H70V169H68ZM68 170L65 171V172H66V173H64L65 176L62 175V177L64 176V179L61 178L62 180H65L66 176H69V175H66V174L68 173V172H67ZM72 170H73V169H72ZM81 170H82V169H81ZM189 170H190V169H189ZM214 170H215V169H214ZM32 171H33V170H32ZM41 171L43 172V170H41ZM77 171L79 172V170H76V172H74V173H77ZM125 171H126V170H125ZM143 171H145V169H144ZM218 171H219V170H218ZM237 171H238V170H237ZM240 171H242V170H240ZM18 172H19V173H18ZM55 172H56V171H55ZM129 172H130V171H129ZM145 172H146V171H145ZM252 172H253V170H252ZM252 172H251V174H253ZM25 173H26V172H25ZM33 173H35V172H33ZM37 173H38V172H37ZM53 173H54V172H53ZM71 173H72V172H70V174H71ZM127 173H128V171H127ZM127 173H126V174H127ZM130 173H131V172H130ZM164 173H165V172H164ZM194 173H195V172H194ZM228 173H229V172H228ZM77 174H78V173H77ZM80 174H81V172H79V175H80ZM84 174H85V173H84ZM131 174H132V173H131ZM141 174H142V172H140V175H141ZM213 174H214V173H213ZM213 174H212V175H213ZM225 174H226V173H225ZM38 175H39V174H38ZM55 175H56V174H55ZM72 175H73V174H72ZM79 175H77V176H79ZM140 175H139V176H140ZM142 175H143V174H142ZM156 175H157V174H156ZM227 175H228V174H227ZM255 175H256V174H255ZM20 176H22V175H20ZM31 176H33V175H31ZM31 176H30V178H32V180H33V177H31ZM36 176H37V175H36ZM81 176H82V175H81ZM86 176H87V175H86ZM117 176H118V175H117ZM122 176H123V175H122ZM127 176H128V175H127ZM130 176H131V175H130ZM205 176L207 177V175H205ZM205 176H203V178H204ZM228 176H229V175H228ZM245 176H247V175H245ZM245 176H244V179H245V180H247V179H246L247 177H248V180H249V177H251L249 174H248V176H247L246 178H245ZM252 176H253V175H252ZM22 177H23L24 181L27 182V186L25 185V186H26V187H25V190H28L29 192H27V191L25 192V191H24L25 193L23 194V195H24V197H23V195L21 194L22 191H20V189H17V188L15 189V188H14V187H15V184L12 183V182L14 181V179H13L12 182H11L12 185H13V186L11 185V186H12V189L10 188V190H9L8 192H7V190H5L4 188H3L2 190H0V199H1V198L4 199V197H5L6 199H7V198L13 199V198H15V196H17V195L20 196V194L22 195L23 198H25V197H26V198H27V197H32V196H31V193H32L31 190L33 189V187H35V186H33V184H35V183H34L35 181H34V182H31V179L29 180V179L26 178L25 176H22ZM22 177H21V178H22ZM24 177H25V178H24ZM55 177H56V176H55ZM72 177H76V176H72ZM83 177H84V176H83ZM123 177H124V176H123ZM158 177H159V176H158ZM162 177H163V176H162ZM172 177H173V176H172ZM225 177H226V176H225ZM37 178H38V177H37ZM87 178H88V177H87ZM129 178H130V177H129ZM173 178H175V177H173ZM201 178H202V177H201ZM207 178H209V177H207ZM25 179H26V180H25ZM34 179H35V177H34ZM79 179H80V178H79ZM89 179H90V178H89ZM160 179H161V177H160ZM192 179H193V178H192ZM192 179H191V180H192ZM209 179H210V178H209ZM251 179L254 180V176H253V178H251ZM251 179H250V180H251ZM255 179H256V178H255ZM258 179H259V178H258ZM261 179H262V181L264 182V175L262 176ZM5 180H6V179H5ZM38 180H39V179H38ZM54 180H55V179H54ZM57 180H58V179H57ZM71 180H72V179H71ZM91 180L93 181V179H91ZM162 180H163V179H162ZM162 180H161L160 182H162ZM10 181H11V180H10ZM40 181H41V180H40ZM50 181H51V180H50ZM89 181H90V180H89ZM95 181H96V180H95ZM163 181H164V180H163ZM170 181H171V182H168V181H167V182L171 184V185L169 184V185L171 186V189H173V187H176V188H180V187H181V188L183 189L184 187L186 188L187 186H193V184H192V185H191V184L188 185V184L184 183L185 181L182 182L183 180L180 181V182H176L175 180H170ZM178 181H179V180H178ZM186 181H187V180H186ZM189 181H190V180H189ZM207 181H209V180H207ZM207 181H206V182H207ZM242 181H243V180H242ZM256 181H257V180H256ZM256 181H255V182H256ZM8 182H9V181H8ZM15 182H16V181H15ZM15 182H14V183H15ZM64 182H65V181H64ZM164 182H165V181H164ZM245 182H246V181H245ZM245 182H244V183H245ZM251 182H252V181H251ZM251 182H250V183H251ZM260 182H261V180H260ZM263 182H262V183H263ZM41 183H42V182H41ZM41 183H40V185H41ZM52 183H53V182H52ZM61 183H62V182H61ZM65 183H66V182H65ZM65 183H64V184H65ZM87 183H88V182H87ZM95 183H96V182H95ZM117 183H118V182H117ZM117 183H116V184H117ZM157 183H159V182H157ZM162 183H163V182H162ZM207 183H208V182H207ZM213 183H214V182H213ZM250 183H248V184H250ZM262 183H261V184H262ZM47 184H48V183H47ZM55 184H56V183H55ZM59 184H60V183H59ZM88 184H89V183H88ZM110 184H111V183H110ZM40 185H39V186H40ZM50 185H51V184H50ZM68 185H69V184H68ZM84 185H85V184H84ZM103 185H104V184H103ZM111 185H113V184H111ZM114 185H115V184H114ZM114 185H113V186H114ZM119 185H120V184H119ZM167 185H168V184H167ZM199 185H200V184H199ZM214 185H216V183H215ZM250 185H251V184H250ZM253 185H254V184H253ZM37 186H38V185H37ZM41 186H42V185H41ZM78 186H80V185H78ZM159 186H160V185H159ZM5 187H6V186H5ZM17 187H18V186H17ZM81 187H82V186H81ZM235 187H236V186H235ZM263 187H264V185H263ZM263 187L260 188V190H259L260 192H258V190L255 189V190H257L258 193L261 194L260 196H262V197L257 196L258 198H261V200L264 199V188H263ZM6 188H8V187H6ZM19 188H20V187H19ZM47 188H48V187H47ZM52 188H53V187H52ZM69 188H70V187H69ZM73 188H74V187H73ZM176 188H174V190H176ZM187 188H188V187H187ZM233 188H234V187H233ZM258 188H259V187H258ZM34 189H35V188H34ZM34 189H33V190H34ZM40 189H41V188H40ZM70 189H72V188H70ZM161 189H164V187L161 188ZM169 189H170V188H169ZM195 189H196V188H195ZM199 189H200V188H199ZM35 190H36V189H35ZM38 190H39V189H38ZM47 190H48V189H47ZM52 190H53V189H52ZM67 190H68V189H67ZM67 190H66V191H67ZM83 190H84V189H83ZM102 190H103V189H102ZM250 190H251V189H250ZM78 191H80V190H78ZM166 191H167V190H166ZM180 191H182V190H180ZM183 191H186V190H183ZM190 191H193V190H190ZM202 191H203V190H202ZM214 191H215V190H214ZM234 191H235V190H234ZM251 191H252V190H251ZM30 192H31V193H30ZM34 192H35V191H33V194H32L33 197L36 196V195H34ZM37 192H38V191H37ZM62 192H63V191H62ZM68 192H70V191H68ZM94 192H95V191H94ZM108 192H109V191H108ZM108 192H107V193H108ZM168 192H169V191H168ZM86 193H87V192H86ZM110 193H111V192H110ZM116 193H117V192H116ZM157 193H158V192H157ZM163 193H164V191H163ZM170 193H171V192H170ZM188 193H190V192H188ZM232 193H233V192H232ZM25 194H26V195H25ZM38 194H39V193H38ZM62 194H63V193H62ZM66 194H69V193L66 192ZM66 194H65V195H66ZM71 194H72V193H71ZM108 194H109V193H108ZM134 194H135V193H134ZM159 194H162V193L159 192ZM172 194H173V193H172ZM185 194L187 195V193H185ZM49 195H50V194H49ZM78 195H79V194H78ZM81 195H82V194H81ZM111 195H112V194H111ZM132 195H133V194H132ZM138 195H139V194H138ZM186 195H185V196H186ZM199 195H200V194H199ZM221 195H222V194H221ZM69 196H70V195H69ZM74 196H75V195H74ZM74 196H72V197H74ZM85 196H86V195H85ZM96 196H97V195H96ZM109 196H110V195H109ZM133 196H134V195H133ZM187 196H188V195H187ZM213 196H215V195H213ZM213 196H211L210 199H209V197H208L209 200H208V199H207V200H208V202L211 200L210 202H214V204H216V203H215L216 201L214 200V199H216V198H215L216 196H215V197H213ZM251 196H252V193H251V194H248V198H247V200L244 201L243 203H239V204H237V203H238V200L233 201L232 203H234L235 205H233V208H231V209L229 208L228 212H230V211H232V212H230V213H233V212H235V211L238 212L241 208H244V207H245V208H244L245 210H244V212H243V213H244L243 215H245L246 218L249 217V216H251V215H252V212H255V211H253L254 209L252 210V208H250V206H249V208L252 210V212H251V210H248V209L246 208V207H248L249 204H253V203L249 202V201L251 200V198L253 197V196H252V197H251ZM45 197H47V196H45ZM53 197H54V196H53ZM72 197H71V198H72ZM77 197H78V196H77ZM77 197H76V198H77ZM191 197H192V196H191ZM224 197H226V196H224ZM47 198H48V197H47ZM66 198H67V196H66ZM78 198H79V197H78ZM110 198H111V197H110ZM113 198H114V197H113ZM134 198H136V197L134 196ZM159 198H160V197H159ZM27 199H28V198H27ZM48 199H49V198H48ZM50 199H51V198H50ZM50 199H49V200H50ZM86 199H87V198H86ZM114 199H115V198H114ZM142 199H143V198H142ZM232 199H233V198H232ZM249 199H250V200H249ZM21 200H22V199H21ZM35 200H36V198H35ZM45 200H46V198H45ZM78 200H79V199H78ZM96 200H97V199H96ZM166 200H167V199H166ZM205 200H206V199H205ZM227 200H228V199H227ZM3 201H4V200H3ZM15 201H16V200H15ZM23 201H24V200H23ZM47 201H48V200H47ZM51 201H52V200H51ZM71 201H72V200H71ZM80 201H81V199H80ZM80 201H79V202H80ZM112 201H114V200H112ZM124 201H125V200H124ZM179 201H181V199H179ZM179 201H178V202H179ZM1 202H2V201H1ZM6 202H7V201H6ZM24 202H25V201H24ZM67 202H70V201H67ZM142 202H143V201H142ZM220 202H221V201H220ZM229 202H230V201H229ZM13 203H14V202H13ZM26 203H27V202H26ZM49 203H50V202H49ZM71 203H72V202H71ZM105 203H106V202H105ZM153 203H154V202H153ZM218 203H219V202H218ZM222 203H223V202H222ZM232 203H231V204H232ZM8 204H9V203H8ZM8 204H7V207H8ZM23 204H25V203H23ZM33 204H34V203H33ZM50 204H51V203H50ZM56 204H57V203H56ZM56 204H54V206H55ZM126 204H127V203H126ZM126 204H125V206H126ZM143 204H144V203H143ZM202 204L204 205V203H202ZM211 204H212V206H214L213 203H211ZM4 205H6V204H4ZM14 205H15V203H14ZM19 205H20V204H19ZM35 205H36V204H35ZM122 205H123V204H122ZM135 205H136V204H135ZM135 205H132V206H135ZM146 205H147V204H146ZM150 205H151V202H150ZM150 205H149V206H150ZM177 205H178V204H177ZM44 206L46 207V205H44ZM49 206H50V205H49ZM72 206H73V205H72ZM109 206H110V205H109ZM113 206H114V205H113ZM130 206H131V205H130ZM137 206H138V205H137ZM180 206H183V205L180 204L179 207H180ZM206 206H207V205H206ZM208 206H209V208H211V207H210V206H211L210 204H209ZM9 207H11V206H9ZM152 207H153V206H152ZM198 207H200V205H198ZM221 207H222V206H221ZM251 207H252V206H251ZM261 207H262V206H261ZM25 208H26V207H25ZM47 208H48V207H47ZM73 208H75V207H73ZM105 208H106V207H105ZM127 208H129V207H127ZM237 208H238V209L240 208V209L237 211ZM3 209H4V208H3ZM33 209H34V208H33ZM100 209H101V208H100ZM116 209H117V208H116ZM141 209H142V208H141ZM257 209H259V208H257ZM260 209H261V208H260ZM9 210H11V209H9ZM17 210H18V209H17ZM94 210H95V209H94ZM114 210H115V209H114ZM142 210H143V209H142ZM142 210H141V211H142ZM154 210H155V209H154ZM159 210H161V209H159ZM209 210L211 211V209H209ZM209 210H207V211L205 212V214L201 215V217L204 216V218H207V219H205V220H206V221H209L208 223H213V221L216 222V221H215V217H214L215 214H213V211H211L212 213L208 212ZM12 211H13V210H12ZM12 211H11V212H12ZM37 211H38V210H37ZM64 211H65V210H64ZM68 211H70V210H68ZM76 211H77V210H76ZM116 211H117V210H116ZM130 211H131V210H130ZM137 211H138V210H137ZM181 211H182V210H181ZM188 211H189V209H188ZM200 211H201V210H200ZM225 211H226V210H225ZM30 212H33V211H30ZM38 212H39V211H38ZM57 212H58V211H57ZM80 212H81V211H80ZM125 212H126V211H125ZM128 212H129V211H128ZM184 212H185V211H184ZM192 212H193V211H192ZM198 212H199V211H198ZM203 212H204V211H203ZM214 212H215V211H214ZM259 212H261V210H259L257 213H259ZM35 213H36V212H35ZM45 213H46V212H45ZM63 213H64V212H63ZM70 213H71V212H70ZM134 213H135V212H134ZM215 213H216V212H215ZM261 213H262V212H261ZM68 214H69V213H68ZM125 214H126V213H125ZM186 214H187V213H186ZM197 214H198V213H197ZM200 214H201V213H200ZM237 214H238V213H237ZM253 214H255V213H253ZM7 215H8V214H7ZM31 215H33V214H31ZM31 215H30V216H31ZM36 215H37V214H36ZM45 215H46V214H45ZM65 215H66V214H65ZM70 215H71V214H70ZM70 215H69V216H70ZM129 215H130V214H129ZM171 215H172V214H171ZM33 216H34V215H33ZM40 216H41V215H40ZM66 216H67V215H66ZM92 216H93V215H92ZM100 216H101V215H100ZM120 216H121V215H120ZM134 216H135V215H134ZM141 216H142V214H141ZM175 216H176V215H175ZM175 216H171V217H172V220H173L172 223L178 225V222H177V221H178V220L180 221L181 219H178V218L175 217ZM239 216H240V215H239ZM254 216H257V215H254ZM260 216H262V215L260 214ZM263 216H264V214H263ZM18 217H19V216H18ZM25 217H26V216H25ZM25 217H24V218H25ZM70 217H71V216H70ZM145 217H146V216H145ZM178 217H179V216H178ZM236 217H237V216H236ZM257 217H259V216H257ZM30 218H32V217H30ZM41 218H42V223H41L42 225H43V224H46V223L49 221V217H48V216H46V217L43 216V217H41ZM72 218H74V216H73ZM75 218H76V217H75ZM146 218H147V217H146ZM168 218H169V217H168ZM220 218H221V217H220ZM241 218H242V217H241ZM252 218H254V217H252ZM260 218H261V217H260ZM262 218H264V217H262ZM10 219H11V218H10ZM58 219H59V218H58ZM107 219H108V218H107ZM111 219H112V218H111ZM125 219H126V218H125ZM138 219H140V218H138ZM182 219H183V218H182ZM236 219H237V218H236ZM239 219H240V218H239ZM7 220H8V219H7ZM55 220H56V218H55ZM55 220H54V221H55ZM67 220H68V219H67ZM104 220H105V219H104ZM108 220H109V219H108ZM172 220H171V221H172ZM199 220H200V219H199ZM216 220H217V219H216ZM76 221H77V220H76ZM100 221H101V220H100ZM124 221H125V220H124ZM251 221H252V220H251ZM1 222H2V221H1ZM6 222H7V221H6ZM15 222H16V221H15ZM40 222H41V221H40ZM52 222H53V221H52ZM57 222H58V221H57ZM104 222H106V221H104ZM219 222H220V221H219ZM248 222H250V220H249ZM254 222H255V221H254ZM12 223H13V222H12ZM12 223H11V224H12ZM24 223H25V222H23V224L21 225L22 227L20 226L21 228H19V229H22V228L25 229V228H27V227H26L27 224H24ZM49 223H50V222H49ZM90 223H91V222H90ZM101 223H102V222H101ZM172 223L170 222L169 224L171 225ZM180 223H181V221H180ZM188 223H189V222H187V224H188ZM241 223H242V222H241ZM252 223H253V222H252ZM0 224H1V223H0ZM4 224H5V223H4ZM11 224H10V225H11ZM19 224H20V223H19ZM34 224H35V223H34ZM75 224H76V223H75ZM204 224H206V223H204ZM213 224H214V223H213ZM8 225H9V224H8ZM10 225H9V227L5 226V227H7V228H5L4 226H1V227H0V233H3L2 231L9 232V231H10ZM13 225H14V224H13ZM66 225H67V224H66ZM68 225H69V224H68ZM68 225H67V227H68ZM80 225H82V224H80ZM114 225H115V224H114ZM125 225H126V222L123 223V227H124ZM131 225H132V224H131ZM211 225H212V224H211ZM217 225H218V224H217ZM217 225H216V226H217ZM231 225H232V224H231ZM250 225H251V224H250ZM255 225H256V224H255ZM44 226H45V225H44ZM127 226H128V225H127ZM139 226H140V225H139ZM168 226H169V225H168ZM171 226H172V225H171ZM11 227L13 228V226H11ZM63 227H65V226H64V225L62 226V225H60V224H57V228H58V229H62V230H63ZM81 227H82V226H81ZM111 227H112V226H111ZM114 227H115V226H114ZM149 227H150V225H149ZM204 227H205V226H204ZM44 228H45V227H43V226L40 225V227H38V226H37V227H33V230H32L31 228H30V229L28 228V229H29V230H32V231H31L32 233H37V234H38V232L41 233L42 230H43ZM69 228H70V227H69ZM71 228H74V226H71ZM71 228H70V229H71ZM94 228H95V227H94ZM100 228H101V226H100ZM107 228H108V227H107ZM107 228H106V229H107ZM127 228H128V227H127ZM138 228H139V227H138ZM150 228H151V227H150ZM158 228H159V227H158ZM15 229H17V228H15ZM58 229H57V230H58ZM75 229H76V228H74V230H75ZM82 229H83V228H82ZM117 229H118V228H117ZM196 229H197V228H196ZM204 229H205V228H204ZM251 229H252V228H251ZM29 230H28V231H29ZM72 230H73V229H72ZM98 230H99V229H98ZM98 230H97V231H98ZM103 230H104V229H103ZM103 230L101 229V231H100L99 233H101ZM114 230H115V228H114ZM121 230H122V229H121ZM131 230H132V227H131ZM152 230H153V229H152ZM105 231H106V230H105ZM149 231H150V230H149ZM163 231H166L165 228L163 229ZM257 231H258V230H257ZM31 232H29V233H30V236L32 235ZM69 232H70V231H69ZM90 232H91V230H90ZM117 232H118V231H117ZM122 232H123V231H122ZM259 232H261V230H259ZM259 232H257V235H258ZM13 233H14V232H13ZM24 233H25V232H24ZM27 233H28V232H27ZM73 233H74V232H73ZM73 233H72V234H73ZM152 233H153V232H152ZM155 233H156V232H155ZM160 233H161V232H160ZM163 233H164V232H163ZM165 233H166V232H165ZM252 233H253V232H252ZM5 234H6V233H5ZM19 234H20V233H19ZM19 234H18V235H19ZM22 234H23V232H22ZM61 234H62V233H61ZM103 234H104V233H103ZM119 234H120V233H119ZM119 234H118V235H119ZM145 234H146V232H145ZM202 234H204V233L202 232L200 235H202ZM206 234H207V233H206ZM0 235H1V234H0ZM7 235H8V234H7ZM9 235H10V234H9ZM9 235H8V236H9ZM28 235H29V234H28ZM111 235H112V234H111ZM123 235H124V234H123ZM140 235H141V233H140ZM143 235H144V234H143ZM143 235H142V236H143ZM181 235H182V234H181ZM198 235H199V234H198ZM200 235H199V236H200ZM239 235H242V236H243V234H240V233H239ZM244 235H245V233H244ZM259 235H260V234H259ZM11 236H12V235H11ZM32 236H33V235H32ZM109 236H110V234H109ZM121 236H122V235H121ZM142 236H141V237H142ZM160 236H161V235H160ZM163 236H164V235H163ZM166 236H168L167 233H166ZM179 236H180V235H179ZM187 236H188V235H187ZM203 236L205 237L206 235H203ZM203 236H201V237L194 236L193 239H190V240H191L190 243L193 244V247H195V245L197 246V244H198V245L200 244L199 246L201 247V246H203V245H206V244L208 245V244L210 243V242L208 243V241H210V240H206V239H208V236H207L206 239H205ZM236 236H237V235H236ZM242 236H240L241 239L243 238ZM77 237H79V236H77ZM158 237H159V236H158ZM234 237H235V236H234ZM234 237H233V239H234ZM238 237H239V236H238ZM254 237H255V236H254ZM11 238H12V237H11ZM13 238H14V237H13ZM15 238H16V237H15ZM20 238H22V236H21ZM51 238H52V237H51ZM64 238H65V237H64ZM67 238H68V237H67ZM69 238H70V237H69ZM69 238H68L67 240H69ZM74 238H75V237H74ZM103 238H105V237H103ZM108 238H109V237H108ZM122 238H123V237H122ZM122 238H121V239H122ZM145 238H146V237H145ZM168 238H169V237H168ZM209 238H210V237H209ZM105 239H106V238H105ZM160 239H161V238H160ZM222 239H223V238H222ZM239 239H240V238H237V239L235 238L234 240H239ZM263 239H264V237H263ZM9 240H10V239H9ZM15 240H16V239H15ZM70 240H72V239H70ZM103 240H104V239H103ZM111 240H112V239H111ZM143 240H144V239H143ZM143 240H142V241H143ZM154 240H155V239H154ZM157 240H159V239H157ZM163 240H164V238H163ZM254 240H258V237H255ZM16 241H17V240H16ZM25 241H26V240H25ZM25 241H24V242H25ZM28 241H29V240H28ZM75 241H76V240H75ZM145 241H146V240H145ZM182 241H183V240H182ZM246 241H247V240H246ZM250 241H251V240H250ZM250 241H249V242H250ZM7 242H8V241H7ZM29 242H30V241H29ZM50 242H51V241H50ZM57 242H58V241H57ZM102 242H103V241H102ZM236 242H237V241H236ZM255 242H256V241H255ZM65 243H66V241H65ZM71 243H72V241H71ZM77 243H78V242H77ZM109 243H111V242H109ZM133 243H134V242H133ZM137 243H138V241L136 242V244H137ZM140 243H141V242H139V244H140ZM142 243H143V242H142ZM156 243H157V242H156ZM188 243H189V242H188ZM225 243H226V241H225ZM242 243H243V242H242ZM252 243H253V242H252ZM0 244H2V243H0ZM8 244H9V243H8ZM8 244H7V245H8ZM10 244H11V243H10ZM23 244H24V243H23ZM57 244H59V243H57ZM67 244H68V243H67ZM139 244H137V245H139ZM158 244H159V243H158ZM165 244H166V243H165ZM169 244H170V243H169ZM238 244H239V243H238ZM255 244H256V243H254L253 245H255ZM257 244H258V243H257ZM14 245H15V244H14ZM46 245H48V244H46ZM60 245H61V244H60ZM60 245L57 246L56 244H54L55 247L52 248L53 250H51L50 252H48L47 249H46L47 252H45V250H44L45 254L47 253V254H46L47 257H46V258L44 257L45 259H43L42 261H43V262L45 261V263L48 262V263L50 264V262H52L51 260H55L56 257H57V255H56V257H55V254H57V252L60 251V248H61ZM68 245H69V244H68ZM111 245H113V244H111ZM111 245H110V247H111ZM141 245H142V244H141ZM147 245H148V244H147ZM224 245H225V244H224ZM253 245H252V246H253ZM70 246H72V245H70ZM135 246H136V245H135ZM188 246H189V244H188ZM221 246H222V244H221ZM240 246H241V245H240ZM0 247H1V246H0ZM5 247H6V246H5ZM21 247H22V246L17 247L18 250H20V251H19V252L16 251V253L18 252V254H19V253L21 252V255H22V251L24 250V247H25V246L22 247V248H21ZM64 247H65V246H64ZM68 247H69V246H68ZM68 247H67V248H68ZM151 247H153V246H151ZM155 247H156V246H155ZM163 247H164V246H163ZM249 247H250V246H249ZM2 248H3V247H2ZM2 248H0V249H2ZM26 248L29 249L28 247H26ZM31 248H32V247H31ZM41 248H42V247H41ZM69 248H70V247H69ZM149 248H150V247H149ZM198 248H199V247H198ZM201 248H202V247H201ZM241 248H242V247H241ZM241 248H240V249H241ZM7 249H8V248H7ZM22 249H23V250H22ZM65 249H66V248H65ZM73 249H74V248H73ZM106 249H108V248H106ZM133 249H134V248H133ZM196 249H197V248H196ZM237 249L240 251L239 247H237ZM237 249H236V250H237ZM260 249H261V248H260ZM10 250H11V249H10ZM15 250H16V248H15ZM61 250H62V249H61ZM63 250H64V249H63ZM67 250H68V249H67ZM114 250H115V249H114ZM126 250H127V249H126ZM126 250H125V251H126ZM131 250H132V249H131ZM204 250H205V249H204ZM3 251H4V250H3ZM7 251H9V250H7ZM27 251L29 252L30 250H27ZM73 251H74V250H73ZM115 251H116V250H115ZM119 251H120V250H119ZM157 251H159V250H157ZM160 251H161V250H160ZM172 251H173V250H172ZM242 251H243V250H241L240 252H242ZM247 251H248V250L246 249V250H245V254H242V253H241V254H240V253L237 254L239 257H243V259L247 260V261L245 262L246 264H248V263H249V264H264V250L261 249V252H259V254H255V253H254V254H252V256L250 255V257H248V253H246ZM0 252H1V251H0ZM11 252H12V250H11ZM24 252H25V250H24ZM35 252H36V251H35ZM67 252H68V251H67ZM67 252H66V253H67ZM69 252H70V251H69ZM71 252H72V251H71ZM131 252H132V251H131ZM136 252H137V251H136ZM138 252H139V251H138ZM140 252H141V250H140ZM165 252H166V251H165ZM167 252H168V251H167ZM201 252H202V251H201ZM248 252H249V251H248ZM13 253H15V252H13ZM31 253H32V252H31ZM66 253L64 252V254H66ZM161 253H162V252H161ZM236 253H238V252H236ZM243 253H244V251H243ZM249 253H250V252H249ZM41 254H42V253H41ZM80 254H81V253H80ZM121 254H122V253H121ZM121 254L119 253V255H118V256H120V257H119L120 260H119L118 257L116 258V260H114V257H112L111 259H112V261H114V262L111 261L110 264H117V263H118V264H126V263H127V260H126V259H125V260H126V263H125V262H124V263L121 262V261H123L122 259H124L123 256H121ZM133 254H134V253H133ZM142 254H143V253H142ZM152 254H153L152 256H155V257H156L157 252L154 250V251H152ZM158 254H159V253H158ZM199 254H200V253H199ZM2 255H3V254L1 253V256H2ZM19 255H20V254H19ZM32 255H33V254H32ZM68 255H69V253H68ZM72 255H73V253H72ZM78 255H79V254H78ZM123 255H124V253H123ZM205 255H206V254H205ZM6 256H7V255H6ZM17 256H18V255H17ZM34 256H35V255H33V256H28V257H27V258H28V261H27V262H22V263H20V264H28L31 260L33 261L32 258H34ZM69 256H71V255H69ZM93 256H94V255H93ZM96 256H97V255H96ZM128 256H129V255H128ZM235 256H236V255H234L233 257H235ZM2 257H4V255H3ZM2 257H1V258H2ZM19 257H20V256H19ZM24 257H25V256H24ZM81 257L84 258L85 256L81 255ZM81 257H80V258H81ZM121 257H122V259H121ZM133 257H134V256H133ZM150 257H151V256H150ZM182 257H184V256H182ZM182 257H181V258H182ZM206 257H207V256H206ZM219 257H220V256H219ZM231 257H232V256H231ZM22 258H23V257H22ZM36 258H38V257H36ZM42 258H43V255H42L41 257H39L37 260H35V261L37 262V264H38V262H41V261H39V259H42ZM54 258H55V259H54ZM67 258H68V257H67ZM76 258H77V257H76ZM91 258H92V257H91ZM126 258H127V257H126ZM175 258H176V257H174L173 259H175ZM236 258H237V257H236ZM236 258H235V259H236ZM24 259H25V258H24ZM71 259H72V258H71ZM86 259H87V258H86ZM95 259H96V258H95ZM105 259H106V258H105ZM127 259H128V258H127ZM140 259H141V258H140ZM146 259H147V258H146ZM173 259H172V260H173ZM219 259H220V258H219ZM233 259H234V258H233ZM243 259H242V260H243ZM66 260H67V259H66ZM91 260H92V259H91ZM106 260H107V259H106ZM125 260H124V261H125ZM148 260H149V259H148ZM150 260H151V258H150ZM190 260H191V259H190ZM220 260H221V259H220ZM245 260H243V261H245ZM15 261H17V260H15ZM21 261H22V260H21ZM55 261H59V260L56 259ZM55 261H53V262H55ZM119 261H120V263H119ZM139 261H140V260H139ZM180 261H181V260H180ZM195 261H198V260H195ZM209 261H210V260H209ZM76 262H77V261H76ZM93 262H94V261H93ZM141 262H142V261H141ZM218 262H219V261H218ZM218 262H217V264H218ZM225 262H226V260H225ZM0 263H1V262H0ZM45 263H42V264H45ZM72 263H73V262H72ZM80 263H81V262H79V264H80ZM130 263H132V262H130ZM138 263H139V262H138ZM171 263H172V261H171ZM180 263H181V262H180ZM195 263H196V262H195ZM219 263H220V262H219ZM243 263H244V262H243ZM243 263H242V264H243ZM32 264H33V263H32ZM53 264H54V263H53ZM55 264H56V263H55ZM63 264H64V263H63ZM75 264H76V263H75ZM85 264H86V262H85ZM97 264H98V263H97ZM104 264H105V263H104ZM133 264H134V263H133ZM149 264H150V263H149ZM175 264H179V263H175ZM184 264H185V262H184ZM221 264H222V263H221ZM226 264H227V262H226Z\"/></svg>",
  "mask_w": 264,
  "mask_h": 264
}]
</instances>
